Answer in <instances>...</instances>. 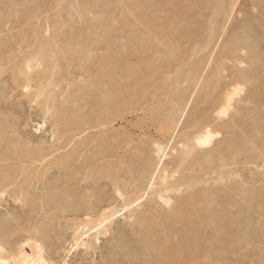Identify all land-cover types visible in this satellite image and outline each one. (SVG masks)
I'll return each mask as SVG.
<instances>
[{"label": "rangeland", "instance_id": "1", "mask_svg": "<svg viewBox=\"0 0 264 264\" xmlns=\"http://www.w3.org/2000/svg\"><path fill=\"white\" fill-rule=\"evenodd\" d=\"M87 1H90V2H87ZM99 1H100V3H99ZM114 1L113 0H84V1L83 0L82 1L81 0L80 1L79 0H39V2H38V0H0V135H1L0 136V138H1L0 139V158H1L0 159V170L2 171V172L0 171L1 172L0 182H1V180L3 181V180H6L7 178H8L9 184L11 181L10 186L8 185L7 187H5L6 188L4 191L5 193L4 192H3V194L0 193V200H1L0 201V233H1L0 235L1 236L3 235L4 238H5V236L8 237V238L4 239L3 237L0 236V238L4 239V244H2V247L4 245V247H3L4 250L6 247V250L4 252H6L7 249L10 250L11 248H14L13 244H15V243H16L15 247L19 248L22 245V243L25 241L26 238L33 235L36 238L39 237L38 239L44 245V248H45L44 250H47V251H44V254L45 253L47 254V255L45 254L46 255L45 258L46 259L48 258L47 260H50L49 262L52 264H61V263L62 264H80V262H81V264H194V263L195 264H218V263H221V264H264V232H263L264 231V224L261 225V223H264V148H263V152H262L261 147H264V146L262 143L260 144L261 141L264 143V132H263L264 131V129H263L264 128V120H263L264 119V112H263L264 111V107H263L264 106L263 105L264 104V96H263L264 95V75H261V73H255V76L253 77V78L256 77L255 80L252 79L253 82H251L252 80L250 81L252 83V87H251V85H249V87H248L247 84L249 82L246 84L247 86L245 84H242L243 82L241 83L240 81L238 83L232 82V79L235 80V78H236L235 77L236 75L234 76L233 72L236 73L237 70L240 71L239 69L245 70V69H248V67H249L248 63L246 64V62H244V61H242V59H240V58H242L243 52L245 50L239 51L236 54L237 55L236 57L235 56L234 57L233 56H224L226 54L223 51L224 50L223 47L226 45V43H228L225 41H228L229 38H231V36L235 32V30L236 31L240 30V31L250 32L252 34V37H254L255 39L257 37L259 39V40L257 39L258 42L260 40L263 41V42L262 41L259 42V46L257 47V50H258V48H259V51L264 49V38H262V36H260L262 33L264 35V32H263L264 31V0H233V1L232 0H224L225 2L223 0H221V2H220L221 5L219 4L220 0H206V1L205 0H202V1L201 0H185V1H182V0H174V1L173 0L172 1L165 0V2L168 1L166 3L164 2V0H158V1L157 0H152V1L146 0L149 3H147L145 0H122V1L121 0H117V1L114 0ZM81 2H83V5ZM91 2H93V3H91ZM189 2L191 4H188ZM36 3H38V4H36ZM80 3L82 5V7H81ZM101 3L104 6L100 5ZM167 3H168L169 7L167 6ZM170 3L173 4L172 8H170L171 7ZM200 3H202L203 5ZM222 3H224V4L222 5ZM105 4H108V5H105ZM213 4H214V6H213ZM86 5H88V6H86ZM138 5L141 7L139 8ZM84 6H85V8H84ZM101 6L104 8L105 7H107V8L102 9ZM218 6L219 7L225 6L227 8L224 15H221V16L219 15L220 18L216 17L213 14L219 8ZM77 7H79V8H77ZM95 7H97V8H95ZM136 7H138V9ZM213 7H215V8L213 9ZM119 8L121 10H119ZM124 8H125V10H124ZM151 8H153V9H151ZM91 9H93L92 10L93 12L91 11ZM96 9H98V10H96ZM149 9L152 11H150ZM206 9H207V11L205 12ZM80 10H82V11H80ZM87 10H88V12H87ZM106 10H107L108 14L105 13ZM161 10H162V14L160 13ZM193 10H195V11H193ZM100 11L102 13H105V15L106 14L107 15L105 16L104 14H101ZM134 11H137V12L139 11L142 13L139 14V12L137 13ZM94 12H96V13H94ZM132 12L134 14H132ZM110 13H112L113 16ZM122 13H123V15H122ZM196 13H198V14H196ZM114 14H116V15H114ZM199 14H200V16H199ZM202 14H203V16H202ZM85 15H87V16H85ZM135 15H136V18H135ZM141 15H143V16H141ZM155 15H158L157 18H163V20L162 21H160L161 19L155 20L156 19ZM111 16L113 17L112 19L110 18ZM138 16H141V17H139L140 18L139 21L137 20ZM145 16H146V18H145ZM167 16H169V18ZM107 17H108V19H107ZM115 17L117 18V20ZM122 17H124V19ZM154 17H155L154 21H156V22L153 23ZM203 17L206 19H204ZM95 18L96 19L99 18L98 19V21L100 20L99 23H97L95 21L96 20ZM125 18H127V20H129V21H127ZM144 18H145V20H144ZM216 18L219 19L218 22H217L218 19L215 21ZM121 19H123V21H121ZM211 19H213L215 21V24L217 23L216 24L217 26L214 24V21L212 23ZM163 21H166V22L163 23ZM207 21H211L209 23L210 24L212 23V26H210ZM55 22H58V23H55ZM129 22L130 23L132 22L133 24L129 25L130 24ZM177 22H179V23H177ZM201 22H203L202 25L200 24ZM120 23H121V25H120ZM147 23H149V24L151 23V24L149 25ZM152 23L153 24L157 23L156 26L157 25L158 26L155 27V25H153ZM218 23H219V25H218ZM241 23L244 25H240ZM58 24H60L61 26ZM117 24L120 26L121 29L119 28V26ZM139 24L141 27L139 26ZM167 24L169 26H166ZM213 24H214V27H213ZM112 25L118 27V29H117V27H115L117 29V31H114L115 28H112L113 27ZM134 25H136V26H134ZM160 25L161 26L163 25L162 26L163 28L159 27ZM256 25H258L259 27ZM90 26H92V27H90ZM131 26H132V28H131ZM209 26L212 27L213 30H215V36L213 34L214 33V31H213L212 32L213 35H210L209 38H206V35H205L206 33H204L205 32L204 28L207 29V27H209ZM219 26H220V28H219ZM237 26H238V28H237ZM248 26H249V28H250V26L252 28L254 27L253 28L254 30L251 29L252 31H250V29L247 28ZM128 27H130V28H128ZM167 27H169L171 29V31H169L171 33H167L168 32ZM216 27L219 28L220 30L217 29ZM232 27L235 29H233ZM262 27H263V30H262ZM140 28L142 29V31H139ZM146 28L148 29L149 32L147 31ZM255 28H257V30H259V28H260L261 29L260 32H258ZM94 29H95V31H94ZM216 29L218 30V32ZM246 29H249V30H246ZM135 30H137V31H135ZM161 30L163 33L161 32ZM92 31H94L96 33L94 34V32H92ZM131 31H132V33H131ZM138 31L141 32V35H143V32L145 33L143 35V37L140 35V33ZM150 31H151V33H150ZM157 31L159 33L160 32L161 33L159 34V33H157ZM81 32H83V33H81ZM104 32H106V34ZM107 32H108L109 36H108ZM115 32H116V34H115ZM184 32H186V33H184ZM92 33H93V35H92ZM127 33H129V35H127ZM154 33H156V35ZM172 33H174V34H172ZM177 33H179V34H177ZM100 34H101V36H100ZM112 34H114V35L111 38ZM123 34H125V36H123ZM251 34H250V36H251ZM254 34H257V35L253 36ZM258 34H259V36H258ZM104 35L107 37H105ZM116 35H118V36H116ZM149 35H152V36H149ZM171 35H172V37H171ZM229 35H231V36H229ZM179 36H180V38L182 36V38H181L182 40L178 38ZM248 36L249 35H247L246 37L249 38L250 36L249 37ZM97 37H99V38L97 39ZM100 37H101L102 42L98 41V40H100ZM116 37L118 40L116 39ZM187 37L189 38L188 39L189 42H187ZM74 38H76V39H74ZM87 38L88 39L90 38L89 40H90V43L92 45L89 44V42H87V41H89V40H87ZM102 38H104V39H102ZM106 38H108V39H106ZM183 38H185L186 40ZM190 38H192V39H190ZM227 38H228V40H227ZM128 39L130 40V43L128 42L129 41ZM38 40H40V41H38ZM148 40L150 41V43L148 42ZM72 41L74 43H72ZM116 41H117V43H116ZM204 41H205V43L202 44ZM68 42H71V43L68 44ZM106 42L109 44H106ZM172 42L174 43V45ZM183 42H185L186 44ZM142 43H144L143 46H142ZM145 43L147 44V46ZM179 43L180 44L183 43V44H181L182 46L184 45L183 47L181 46L183 48L182 51L186 50L188 53V51L193 50V52H191L192 54L195 53L196 51L198 53L196 52L195 54L191 55V58H189L185 63L182 64L181 71L177 72L176 71L177 69H175L176 68L175 67L176 62H175L174 57L171 58V56L169 55V52L167 53L166 51H168V49L169 50H174V49L177 50L176 47H174V46H177L179 48L180 47ZM37 44H38V46H37ZM80 44H82V45H80ZM168 44L169 45L172 44V45L169 47ZM51 45L54 46V49ZM107 45H110V46H107ZM115 45L118 48H116ZM136 45L138 47H135ZM79 46H82V47H79ZM111 46H112V48H110ZM144 46H146V47H144ZM201 46H204V47L201 48ZM57 47H58V49H57ZM74 47L76 48V50H77V48L79 50H77V52H76ZM81 48L83 50H81ZM106 48L110 49L109 52L114 50L112 52L113 53L112 58L116 59V61L114 59L112 61L115 63V65H118L120 63L118 66L122 68L121 74L124 75V73H125V75H124L125 78H124V76H122L121 79L119 78L120 80H118V79L115 80L117 82H114L109 77L111 79V81L108 80L110 85L108 84V81H106L108 78L105 80L106 82L104 80H101V79H100L101 82H99V78L96 79V76H95V75H98V73L102 72V70L104 68V67L102 68V66L104 64V62L102 60L104 59L105 53L107 54V51L109 50V49L107 50ZM162 48H164V49H162ZM166 48H167V50H165ZM222 48H223V50H222ZM156 49H157V51H156ZM200 49L202 50V53L200 52L201 51ZM203 49H205V50H203ZM34 50H35V52H32ZM36 50L37 51L40 50V51L37 52ZM142 50H144V51H142ZM119 51H121V53H119V55H118ZM124 51L126 54H124ZM130 51H131V53H129ZM52 53H53V55H52ZM55 53L56 54L58 53V54L55 55ZM132 53H134V54L131 55ZM223 53H224V55H223L224 57L222 56ZM262 53H264V50L262 51ZM137 54L140 56H137ZM28 55H30L29 56L30 58L27 57ZM41 55L42 56L45 55V56L41 58ZM39 56H40V58H39ZM197 56H198V58H197ZM31 57H33V58H31ZM122 57H123V59H122ZM145 59H146V62H145ZM220 59H221V61H223V63L220 61ZM54 60L57 62L55 63ZM100 61H102L103 63H101ZM138 61H139V64L141 66L138 64ZM140 61L142 62V64ZM197 61H198V63L199 62L200 63L197 64L196 63ZM25 62H27V63H25ZM220 62L223 64V69L219 73L220 79L217 78L216 80L219 81L218 83L222 82L221 84H226V87H224V85H223L222 89L224 90L226 88L225 90H227V89L229 90L233 87H235V88L245 87L246 88V90H245V88H243V91L241 92V94L239 96L234 97L235 100H233L234 104H236V106L240 110V115H238V116H234L232 111H228L227 112L228 115L227 114L224 116L223 115L222 116L217 115L216 110H218V108H220V106H222V104H223V101L221 99L223 96V91L221 92V88H218V87L216 88L215 85H212L213 84V81H212L213 75L212 76H210V75L213 74L215 63L220 64ZM263 63H264V61H263ZM28 64L31 65V67L28 68V66H29ZM122 64H123V66H122ZM133 64H134V67H133ZM24 65H26V66L24 67ZM129 65H131V66H129ZM147 67H150V68H147ZM96 68H98V69L96 70ZM128 68H130V69H128ZM194 68L197 69L196 75H195L196 78L194 79L195 82H190L188 80L189 78L187 76V73H188L187 71L193 70ZM17 69H19V70H17ZM115 69H116V67H115ZM136 70H137V72H134ZM116 71H117V69H116ZM130 71H132V72H130ZM173 71H176L177 74H174ZM42 72H45V74H47V75H45ZM95 72H97V73H95ZM118 72H120V70ZM127 72H128V74H127ZM133 72L135 75L133 74ZM165 72H167V73H165ZM170 73H172V74H170ZM262 74H263V72H262ZM126 75H128V76H126ZM232 76H233V78H231ZM94 78H95V80H94ZM209 78H212L211 79L212 82L210 81ZM172 79H173V82H171ZM196 80H197V82H196ZM51 81H53V83ZM206 81H207V83H206ZM47 82H49V83H47ZM90 82H91V84H90ZM174 82H175V84H174ZM203 82H205V83H203ZM114 83H115V85H114ZM210 83H212V84L210 85ZM233 84H234V86H233ZM70 85L72 86V88ZM194 85H197V86H194ZM256 85H259V87L257 88ZM45 86H46V88H45ZM203 86H204V88H203ZM205 86H207L208 91L206 90ZM212 86L215 87L214 88L215 90H213ZM40 87L45 88L44 89L45 91H42L43 88H42V90H40L39 89ZM253 87H255L254 90H253ZM111 88H112V90H111ZM73 89H74V91H73ZM91 89H94V90L91 91ZM195 89H196V91H195ZM210 90H211V93L209 92ZM38 91H40V93ZM54 91H56V92H54ZM70 91H72L71 93H73V94H71ZM75 91H77L80 94H78ZM104 91H106V92L108 91L105 94L107 97H104L105 95L102 94V93H104ZM117 91H119L118 92L119 94L121 93L120 94L121 96L118 95ZM174 91H177V92L178 91H185L186 94L181 98V100L176 102V99H174L176 97V95H173ZM193 91L194 92L198 91V92L196 94ZM206 91H207L208 95H211L210 96L211 99H208L206 97V96H208ZM41 92L45 93V95H41L42 94ZM131 92L133 94H131ZM113 93H115V95L117 94L116 95L117 98ZM191 93H193V94H191ZM36 94H37V96H36ZM95 94H96V96H95ZM129 94H130V96H129ZM75 95L77 98L75 97ZM77 95H79V96H77ZM84 95H86V96L84 97ZM111 95L114 97L110 98ZM66 96H69L70 99ZM98 96L100 97V99ZM202 96L203 97L205 96L206 98L204 99ZM257 96H258V99H257ZM89 97H90V99H89ZM91 97L92 98L94 97L93 98L94 100ZM102 97L104 99L107 98L106 99L107 101L106 100L103 101V104L105 103L106 105H102V101H100L102 99ZM131 97H133V98H131ZM259 97H261V98H259ZM196 98H198V99H196ZM218 98H220L221 100ZM245 98H247V100ZM97 100H98L99 104L97 103ZM108 100H112V101H108ZM203 100H204V103H203ZM237 100H239V101L237 102ZM48 101H50L49 105H48ZM218 101H220V102L218 103ZM45 102L47 105L45 104ZM95 102H96V104L94 106L93 104ZM121 102H122V104H121ZM175 102L178 103V105ZM209 103H211V104H209ZM217 103L219 105H216ZM113 104H116V106L115 105H114L115 107L112 106ZM67 105H69V106H67ZM118 105H120L119 106L120 108L117 107ZM87 106L88 107L90 106V107L88 108ZM85 107H86V109H85ZM102 107H105V108H102ZM106 107H108V108H106ZM174 107H175V112L173 113L172 110L174 109ZM214 107L216 109H214ZM82 108H84V110ZM116 108H118L119 110ZM169 108H170V110H169ZM243 108H244V110H243ZM74 109H75V111H74ZM102 109L103 110L109 109V110L108 111L105 110V113H106L105 114L104 111H102ZM91 110H93V111H91ZM184 110H185V112H184ZM213 110H215V111H213ZM81 111H82V113H81ZM255 111L257 114L255 113ZM49 112H50V114H49ZM62 112L63 113L67 112V113L63 114ZM169 112H170L171 118H169L170 117ZM211 112L213 113V115ZM248 112H249V114H248ZM68 113H69V115H68ZM71 114H74V115H71ZM107 114H109L110 116H107ZM55 115H57L56 118H55ZM79 115L80 116L82 115V116L80 117ZM164 115H166V116L164 117ZM182 115H183V118H182ZM192 115L193 116L195 115L194 119L196 122L194 121ZM258 115H259V117H257ZM87 116L89 119H87ZM92 116H94V117L92 118ZM209 116H211L212 118ZM96 117H98L97 121L95 120ZM99 117H101V118H99ZM216 117H218V118H216ZM219 117H223V120H225V121L222 120V123H221L222 118H219ZM180 118L182 120L180 121L176 131L174 132L175 126L178 123ZM233 118H235V121H233L234 120ZM91 119H93V121ZM104 119H106L105 120L106 123H105ZM192 119H193V121H192ZM231 119H232V121H231ZM85 120L88 122L86 123ZM102 120H103V122L101 123L100 121H102ZM165 120L168 121V123ZM169 120H170V122H169ZM244 120L246 123H249V124L247 125L244 122ZM211 121H213V122H211ZM55 122H56V124H55ZM60 122H62V123H60ZM98 122H100L102 125L99 124ZM207 122L208 123L210 122L209 124H211V127H213L212 129L215 132V137H217L216 140L218 142V145H216L217 144L216 140H213L215 142V145H213V143H214L213 142L212 145H210V147H213L211 149H213L215 151L218 150V148H219V150H222L223 155L221 153H220L221 155L214 153L213 155H215V156H213L209 161L208 160H206V161L200 160V162L202 161L200 164L202 165V168L210 169L209 163H211V166H213L214 164L216 165V162H217V164H219V165H216V166L214 165V167H217V169H218V166H220L219 169H221L223 171L222 172H221V170L219 172L217 171V177H216V174H214V178L215 177L216 178L214 179L211 177L212 179L210 181H207V183L201 182L199 184V182H198V183H196V185L191 184V185H188L185 187L184 185H187V183L183 182L181 179L184 176V174H186L188 171L187 170L185 171L183 168H180V169L177 168L178 170L177 171L175 170L176 166L178 165L177 164V158L179 156L178 154H180V153H178V151H179L178 149L184 147L183 142L186 141V139L189 140L190 138H192L194 136V134L197 131L204 130L207 127V125H209ZM215 122L217 123L216 125H215ZM241 122L242 123L244 122L246 124V126H245V124L244 125L242 124L243 126H241L242 129H240V130L244 131L242 133H240L241 131L238 130L239 127L236 128L237 126H240ZM51 123H53L54 125ZM93 123H95V124H93ZM103 123H105V125ZM188 123L189 124L194 123V125L197 124V127L196 126L194 127L193 124L192 125L190 124L191 126L187 127V125L189 126ZM67 124L69 127L67 126ZM72 124H73V126H72ZM51 125H52V127L53 126L54 127L52 128ZM214 125L215 126L223 125V128H222V126L221 127L217 126L219 128V130L217 131V130H215L216 127ZM61 126L62 127L66 126V127H64L65 129H63ZM198 126H199V128H198ZM73 127H75V128L73 129ZM78 127H79V129H78ZM208 127L210 128V126H208ZM229 127H230V129H229ZM37 128H38V130H40V131H38V133H37ZM55 128H58V130H56ZM70 128H72V129H70ZM227 128H228V131H227ZM248 129H250V131ZM51 130H54V131H51ZM65 130H66V133H64ZM177 131H179V132H177ZM233 131L236 133L232 134ZM5 132H7V133H5ZM52 132L54 134H52ZM248 132H250V134ZM229 133L231 134V136ZM3 134H5V135H3ZM227 134H228V136H226ZM236 134H238L236 136L237 139H236V137L235 138L233 137ZM259 134H261V137ZM52 135H53V137H52ZM54 135H56V136H54ZM240 135L243 137H241ZM57 137H59L58 140H57ZM215 137H214V139H215ZM245 137L246 138L248 137V138L246 139ZM223 138H227V140L229 139L230 140L229 142H231V145L228 146L227 148H226V145L228 144V142L223 143L224 141H227L226 139L224 140ZM232 140H233V142H232ZM257 140L260 142H258ZM190 141H192V140H189V143H190ZM234 141H236V142H234ZM237 141H238V143H237ZM239 141L242 143H240ZM186 142L188 143V141H186ZM156 143H160L162 145L167 144V146H168L167 152H168V149L170 152L167 154L168 156H166L164 163H166V162H167L166 164L172 163V165H169V164L168 165L164 164V165L167 166L166 167V168H168L167 173L170 172L169 175L171 176V179H169V182H167L166 184H163V185L159 184L158 181L156 180L154 186L150 189L147 188V190H146L147 183H148L149 178L153 172L152 166L155 164V162L158 159V154L153 152V151H155L154 149L156 147V145H155ZM250 143H251V145H250ZM257 143L260 144L261 146L258 145ZM223 144H224V146H223ZM234 144H236V145L238 144L239 147L235 146ZM241 144H243L246 148L242 147L243 145H241ZM246 145L251 147V148L247 147ZM220 146L221 147L223 146L225 148L222 149V148H220ZM241 147L244 149H241ZM48 148H49V151H48ZM233 148H236V149H233ZM247 148H248V150L246 151ZM12 149L13 150L15 149V150L13 151ZM29 149H30V151H29ZM56 149H58V150H56ZM224 149H227L226 150L227 152L223 151ZM240 149H241V151H240ZM136 150H138V151H136ZM180 150H182V149H180ZM234 150H235V152H234ZM237 150H238V152H237ZM20 151H21V153L22 152L23 153L21 154ZM53 151H55V152H53ZM132 151L134 153H132ZM230 151H231V154H229ZM239 151H240V153H239ZM138 152H140L141 155H139ZM245 152H246V154H245ZM14 153L16 155H14ZM18 153H20V155ZM32 153L34 155L36 154V156L34 158L32 157V156H34ZM234 153H239V155L237 154L238 157ZM39 154L41 155V157ZM62 154H64V155H62ZM73 155L75 157H73ZM174 155H176V157L173 158ZM240 155L241 156L243 155V156L241 157ZM221 156L222 157L224 156V158H222ZM5 157H7L8 159ZM64 157H65V159H64ZM124 157L126 159L125 161H127V162L124 161ZM214 157H216V158H214ZM227 157H228V159H227ZM230 157H232V158H230ZM141 158H143V159H141ZM229 158H230V160L233 159V160H231V162H234V163H232V165H231V163L228 165L227 161L229 160ZM33 159L34 160L36 159L35 162ZM56 159H57V161H56ZM214 159L215 160L217 159V160L215 161ZM38 160H40V161H38ZM65 160H67V161L69 160V162L67 163V161H65ZM171 160H173L174 162H172ZM16 161H17V163H19V166L16 163ZM143 161L146 164H147V162H149V161L150 162H149V164L146 165L145 163H142ZM54 162H55V164H54ZM77 162H80L82 164H80V163L77 164ZM129 162L130 163L133 162V163L130 164ZM203 162H204V164H203ZM225 162L227 163L228 166L226 165ZM86 163H87V165H86ZM141 163L143 164L142 165L143 168L141 167ZM173 163L174 164L176 163L175 166H173ZM128 164H130V166L132 168L133 167L134 168L130 169L131 167ZM205 164H207L209 167L206 166ZM90 165H91V168H90ZM115 165L117 167L122 165L116 169L117 173L114 170V168H116ZM223 165L225 166V168H223L224 167ZM10 166H11V168H10ZM147 166H149V167H147ZM20 167H24V168H20ZM57 167L59 170L56 169ZM75 168H77V170ZM198 168L199 167H195V166L193 167L192 166V168L191 167L188 168V169H191L190 170L191 173H189V172L188 173L193 174V170H195V171L197 170L196 173L194 172V174L197 175V174H199L198 170L200 169V168L199 169ZM10 169H11V173H10ZM45 169H47L46 170L47 172L45 171ZM73 169H74V171H73ZM109 169H111V170H109ZM119 169L120 170L122 169L121 172ZM134 169H136V170H134ZM171 169H173V170L171 171ZM181 169L184 172L181 171ZM204 169H200V173ZM130 170H131V172L129 173ZM174 170L178 173L176 174V172ZM51 171H53V172H51ZM87 171H89V172H87ZM140 171H142V173ZM102 172L104 173V175ZM38 173H40V175ZM48 173L50 174V178H49ZM182 173H183V175H182ZM220 173H222V174H220ZM223 173H224V175H223ZM134 174H136V175H134ZM140 174H142V175L140 176ZM172 174H174V175H172ZM58 175H60V176H58ZM91 175H92V177H90ZM64 176H65V179L63 178ZM87 176H89V177H87ZM82 178H84V179H82ZM99 178H101V179H99ZM218 178H223L222 179L223 181L220 180L217 182ZM58 179H60V180H58ZM224 179H225V181H224ZM78 180H79V182H77ZM88 180L90 181L91 185H89ZM213 181L217 182L216 185L214 183L215 187L213 185ZM102 182H105V183H102ZM237 182H239V183H237ZM183 183H185V184H183ZM12 184L14 185L13 188H12ZM61 184L62 185L64 184V185L61 187ZM95 184H98V185L95 186ZM181 184L184 187H182ZM234 184H235V186L233 187ZM15 185H16V187H15ZM85 185H87V186L89 185V186L87 187ZM229 185H232V186H229ZM236 185L238 188L236 187ZM139 186H141V187H139ZM189 186H191V187H189ZM218 186L220 189L213 191L216 189V187L218 188ZM224 186H227V189L231 188L233 190L222 189V187L224 188ZM93 187H95V188H93ZM172 187H173V189L179 188L180 191H178V190L174 191L172 189ZM180 187H182V188H180ZM198 187H200V188H198ZM69 188L70 189L73 188L74 190L72 189V192L73 191L74 192L72 193ZM86 188H88V189H86ZM166 188H168V190L170 192L165 190ZM189 188H191V189H189ZM241 188H242V191L239 190ZM249 189L251 191L250 193H249ZM89 190H91V192ZM104 190L106 193L104 192ZM203 190H205V191H203ZM8 191L10 192L9 194H7ZM56 191H57V193H56ZM77 191H78V193H77ZM93 191H96V192H93ZM129 191H131V192H129ZM198 191L199 192L202 191V192L198 193ZM68 192L70 193V195ZM117 192L121 193V194H118ZM122 192H124L123 196H121ZM155 192H156V195H155ZM190 192H191V195L192 194L193 195L198 194V195H200L201 198H202V196L203 197L205 196L203 193L207 192L206 195H208V197L207 196L206 197L208 199L205 201L206 198L205 197H204V199L202 198L204 201L202 203L204 205L200 204V202L198 201V199L200 197L198 195L197 196L194 195V197H192L191 195H189ZM233 192L235 194L237 193L238 196H236L237 194L234 195ZM88 193L90 194V196ZM159 193H160V196H158ZM182 194L183 195L185 194V196H183ZM251 194H252V196H251ZM16 195L18 198L16 197ZM179 195L183 198H180ZM239 195H241V196H239ZM70 196H73V197H70ZM81 196L83 199L81 198ZM91 196H93V198L94 197L95 198L93 199ZM161 196L163 198H164V196H166V198H164V201H163V198ZM168 196H169V198H167ZM244 196L245 197L247 196L248 199H247V197L244 198ZM56 197H57V199H56ZM123 197L128 202L136 199L137 197H140V200L138 201V204L134 203L133 204L134 206L131 205L130 211L124 212L125 215L123 214L117 218H114L109 223H107L106 227L103 228L102 231L97 234L96 240H95V236H93V235L90 237V239L88 236H84V242L88 243V244L86 243L87 244L86 246L85 245L84 246L83 245H77V246L74 245L75 244V237L77 236L76 234L81 232V230L79 229L80 226H81V228L83 227L82 228L83 231L86 230V227H85L86 223L85 222H86V219L88 217L84 216V215L86 214V212H88L89 208L91 209V207H92V209H95V212H97L98 214H100L102 210L109 211V208L112 211H116V210L121 209L123 207V205L125 204ZM178 197L180 199H183L182 202L180 199L179 200L177 199ZM20 198H21V201H20ZM189 198H190V200H189ZM193 198L194 199L197 198V202ZM165 199L166 200L168 199L169 201L168 200L166 201ZM191 199L193 200V202L195 201L196 203L192 204ZM73 200H74V202H72ZM85 200H86V202H85ZM184 200L187 201V202H184L185 204H187L188 201H190V203H188V204H191V205L187 206L188 205L187 204L186 206H184L185 205L183 203ZM230 200L233 202H231ZM55 201H56V203H55ZM152 201H154L156 204L153 203ZM200 201H202V200H200ZM255 201H256V203H255ZM178 202H180V203H178ZM236 202H238L237 205H236ZM118 203L120 206L118 205ZM197 203H199L201 206ZM82 204H83V206H82ZM116 204L118 206H116ZM194 204H197L198 206L194 205ZM91 205H93V206H91ZM149 205L150 206L152 205L151 208ZM202 205H203V207H202ZM183 206H184V208H183ZM252 206H254V207H252ZM83 207H84V209H83ZM193 207L195 209L197 208L196 211ZM215 207L217 208L216 210H215ZM64 208H66V209H64ZM201 208H203L202 210H199V212H201V213L197 212V210L201 209ZM209 208H211V209H209ZM248 208L250 210H252V212ZM96 209L99 210L100 212L97 211ZM106 209H108V210H106ZM133 209H134V212H133ZM207 209H209V210H207ZM206 210H207V212H206ZM213 210H214V212H213ZM254 210H256V211H254ZM44 211L48 212V213H45ZM179 211L182 212V215L179 213ZM188 211H190V213ZM231 212L233 213V215ZM128 213L130 215H132V217L130 216L131 218L128 217ZM183 213H186V214H183ZM241 213L244 216H242ZM198 214H200V217ZM73 215H74V217H73ZM86 215L89 216V214H86ZM138 215H139V217H138ZM149 215H150V217H149ZM184 215H186V216L188 215L187 218L186 217L183 218ZM235 215H236V218H235ZM143 216H145V217L147 216L145 218L146 221H147V219L148 220L150 219L151 221L158 223L156 225L157 227L151 221L146 222L143 218H141V220H140V217H143ZM92 217L96 218L95 215L91 216V218ZM163 217H164V219H163ZM211 217H212V219H211ZM237 217H238V220H237ZM6 218L9 221L5 220ZM166 218H167V220H166ZM173 218H174V221H173ZM192 218L195 220V222ZM198 218H199V220H198ZM3 219L6 223L3 221ZM142 219H143V222H141ZM182 219H183V221H182ZM222 219H224L225 222H224V220L222 221ZM80 220H82V221H80ZM163 220H165V221H163ZM234 220L238 221V222H233ZM262 220H263V222H261ZM144 221H145V223H144ZM175 221H177V222H175ZM226 221H227V223H226ZM171 222H172V224H171ZM222 222H224L227 226L224 225V223H222ZM257 222H258V224H257ZM78 223H79V225H78ZM80 223H82V224L80 225ZM147 223L149 224V226ZM165 223H166V225H165ZM191 223L194 226V228L191 225ZM197 223H198V225H197ZM205 223H207V224H205ZM84 224H85V226H83ZM230 224H232L233 226ZM36 225H39V226H36ZM257 225H259V226L257 227ZM260 225H261V227H260ZM42 226L44 227L43 230L45 229L44 233H43V230H41L42 228H40ZM185 226H187V228ZM191 227H192V230H194L193 233H192ZM199 227H201V228H199ZM218 227H221V228H218ZM225 227H227V228H225ZM74 228L76 230L79 229V231L78 230L76 231ZM165 228H166V230H165ZM175 228H176V230H175ZM196 228H198V229H196ZM248 228H250L249 232H248V230H246ZM256 228H258V229H256ZM12 229H14V230H12ZM29 229H30V231H29ZM105 229H107L108 231ZM188 229H190V230H188ZM214 229H215V231H214ZM231 229L234 231H231ZM154 230H156L157 232ZM3 231L5 233H7V235L5 233H3ZM46 231L48 233H46ZM162 231H163V233H162ZM167 231H169V232L171 231V232L169 233ZM199 231L202 233L200 234ZM236 231H239V232H237V234H236ZM243 231H247V232H243ZM251 231L253 233H250ZM29 232H31L32 235H31V233L29 234ZM158 232H159V234H158ZM165 232H167V233H165ZM45 233H46V236L43 235ZM107 233H109V234H107ZM186 233H187V235H184ZM218 233H219V235H218ZM246 233H248V234H246ZM28 234H29V236H28ZM49 234H50L51 238H49V240H47L48 237H50ZM72 234H74V235H72ZM212 234H214V235H212ZM239 234H240V236H239ZM168 235H169V237L171 235V237L169 238ZM172 235H174V236H172ZM237 235H238V238H236ZM165 236L168 238H166ZM188 237H190V238H188ZM231 237H233V238H231ZM14 239H16V240L14 241ZM20 239H24V241H22ZM247 239L248 240L251 239V241L249 240L250 241L249 242V241H247ZM17 240H18V242H17ZM236 240H240V241H236ZM252 240H253V242H252ZM5 241H8V242L5 243ZM69 241H71V242H69ZM165 241H167V242H165ZM193 241L195 243H193ZM196 241L198 244L196 243ZM209 241H211V243H209ZM53 242L56 243V245H54ZM170 242H171V244H170ZM89 244L91 246H89ZM166 244H168V245H166ZM176 244H177V246H176ZM11 245H13V246H11ZM181 245H182V247L185 246L184 247V250L186 248L185 251H183V248L181 247ZM228 245L232 246V247H229ZM45 246H47V247H45ZM54 246H58V247H54ZM166 246H168V247H166ZM188 246H189V248H188ZM233 246H234V248H233ZM16 248H14V249L16 250ZM178 248L181 250H179ZM225 248H226V250H225ZM86 249H87V251H85ZM160 249L162 250V252ZM165 249H167V251ZM177 250H179V251H177ZM188 250H190V251H188ZM192 251H194V252H192ZM195 251H196V253H195ZM199 252H201V253H199ZM51 253H52V255H51ZM64 253H65V255H64ZM103 253H105V254H103ZM184 253H186V255H184ZM216 253L219 255H217ZM196 254H198V255H196ZM214 254H216V255H214ZM220 254H223V255H220ZM187 255H189V256H187ZM194 255H196V256H194ZM216 257H218V258H216ZM188 259H190V260H188ZM212 259H214V260L212 261ZM215 259H216V261H215ZM102 260H104V261H102ZM220 260H223V261H220ZM64 261H65V263H64Z\"/></svg>", "mask_w": 264, "mask_h": 264}, {"label": "bare ground", "instance_id": "2", "mask_svg": "<svg viewBox=\"0 0 264 264\" xmlns=\"http://www.w3.org/2000/svg\"><path fill=\"white\" fill-rule=\"evenodd\" d=\"M80 1V0H79ZM82 1V0H81ZM84 1V0H83ZM114 1V0H113ZM117 1V0H116ZM122 1V0H121ZM146 1V0H145ZM152 1V0H151ZM158 1V0H157ZM170 1H172V0H170ZM174 1V0H173ZM182 1H185V0H182ZM202 1V0H201ZM206 1V0H205ZM224 1V0H223ZM233 1V0H232ZM38 2H39V0H38ZM87 2H90V1H87ZM94 2V1H93ZM93 2H91V3H93ZM98 2V1H97ZM96 2V3H97ZM105 2V1H104ZM111 2V1H110ZM115 2V1H114ZM136 2V1H135ZM147 2V1H146ZM164 2H165V0H164ZM166 2H168V1H166ZM165 2V3H166ZM181 2V1H180ZM221 0L219 1V4L221 5ZM225 2V1H224ZM82 3V5H83V2H81ZM81 3H80V5H81ZM86 3V2H85ZM95 3V2H94ZM99 3H100V1H99ZM147 3H149V2H147ZM196 3V2H195ZM212 3V2H211ZM36 4H38V3H36ZM41 4V3H40ZM88 4V3H87ZM98 4V3H97ZM109 4V3H108ZM108 4H105V5H108ZM119 4V3H118ZM151 4V3H150ZM155 4V3H154ZM161 4V3H160ZM163 4V3H162ZM176 4V3H175ZM188 4H191L190 2L188 3ZM197 4V3H196ZM200 4H202V3H200ZM199 4V5H200ZM224 3H222V5H223ZM42 5V4H41ZM82 5H81V7H82ZM92 5V4H91ZM96 5V4H95ZM100 5H102V3L100 4ZM172 5L173 4H171L170 3V8H172ZM180 5V4H179ZM184 5V4H183ZM203 5V4H202ZM205 5V4H204ZM208 5V4H207ZM219 5V6H220ZM86 6H88V5H86ZM102 6H104V5H102ZM101 6V7H102ZM125 6V5H124ZM129 6V5H128ZM131 6V5H130ZM136 6V5H135ZM139 6V5H138ZM150 6V5H149ZM158 6V5H157ZM167 6H168V3H167ZM176 6V5H175ZM189 6V5H188ZM194 6V5H193ZM192 6V7H193ZM209 6V5H208ZM213 6H214V4H213ZM218 6V7H219ZM100 7V6H99ZM141 6H139V8H140ZM144 7V6H143ZM154 7V6H153ZM163 7V6H162ZM169 7V6H168ZM174 7V6H173ZM216 7V6H215ZM215 7H213V9L215 8ZM77 8H79V7H77ZM84 8H85V6H84ZM95 8H97V7H95ZM94 8V9H95ZM105 8H107V7H105ZM104 7H102V9H105ZM111 8V7H110ZM129 8V7H128ZM134 8V7H133ZM137 9H138V7H136ZM164 8V7H163ZM162 8V9H163ZM177 8V7H176ZM31 9V8H30ZM101 9V10H102ZM147 9V8H146ZM151 9H153V8H151ZM166 9V8H165ZM194 9V8H193ZM217 9V8H216ZM226 7L225 6H223V7H219L217 10H216V12L215 13H213L216 17H219V15L221 16V15H224V13L226 12ZM29 10V9H28ZM27 10V11H28ZM78 10V9H77ZM85 10V9H84ZM89 10V9H88ZM88 10H87V12H88ZM93 9H91V11H92ZM96 10H98V9H96ZM119 10H121L120 8H119ZM123 10V9H122ZM124 10H125V8H124ZM127 10V9H126ZM134 10V9H133ZM150 10V9H149ZM164 10V9H163ZM170 10V9H169ZM172 10V9H171ZM209 10V9H208ZM80 11H82V10H80ZM90 11V10H89ZM95 11V10H94ZM103 11V10H102ZM130 11V10H129ZM144 11V10H143ZM150 11H152V10H150ZM149 11V12H150ZM176 11V10H175ZM178 11V10H177ZM193 11H195V10H193ZM207 11V9L205 10V12ZM214 11V10H213ZM84 12V11H83ZM93 12V11H92ZM91 12V13H92ZM99 12V11H98ZM101 12V11H100ZM104 12V11H103ZM112 12V11H111ZM116 12V11H115ZM121 12V11H120ZM123 12V11H122ZM131 12V11H130ZM134 12H137V11H134ZM139 12V11H138ZM137 12V13H138ZM172 12V11H171ZM174 12V11H173ZM80 13V12H79ZM90 13V14H91ZM94 13H96V12H94ZM93 13V14H94ZM105 13H107V10H106V12ZM105 13H102L101 12V14H104L105 15ZM117 13V12H116ZM125 13V12H124ZM140 13H142V12H139V14ZM146 13V12H145ZM144 13V14H145ZM152 13V12H151ZM161 14H162V10H161V12H160ZM176 13V12H175ZM81 14V13H80ZM84 14V13H83ZM87 14V13H86ZM99 14V13H98ZM108 14V13H107ZM106 14V15H107ZM110 14H112V13H110ZM121 14V13H120ZM132 14H134L133 12H132ZM167 14V13H166ZM165 14V15H166ZM196 14H198V13H196ZM78 15V14H77ZM97 15V14H96ZM105 15V16H106ZM114 15H116V14H114ZM122 15H123V13H122ZM121 15V16H122ZM126 15V14H125ZM131 15V14H130ZM138 15V14H137ZM149 15V14H148ZM147 15V16H148ZM173 15V14H172ZM82 16V15H81ZM85 16H87V15H85ZM98 16V15H97ZM112 16H113V14H112ZM110 17L111 19L113 18V17ZM129 16V15H128ZM141 16H143V15H141ZM141 16H138L137 17V20L139 21L140 20V18L139 17H141ZM156 16V19H155V17L153 18V23L154 22H156V21H154V19L155 20H159V19H161L160 21H162L163 20V18H157V16L158 15H155ZM199 16H200V14H199ZM202 16H203V14H202ZM83 17V16H82ZM89 17V16H88ZM101 17V16H100ZM117 17V16H116ZM115 17V18H116ZM134 17V16H133ZM153 17V16H152ZM161 17V16H160ZM166 17V16H165ZM168 18H169V16H167ZM224 17V16H223ZM85 18V17H84ZM92 18V17H91ZM109 18V19H110ZM120 18V17H119ZM123 19H124V17H122ZM129 18V17H128ZM131 18V17H130ZM135 18H136V15H135ZM145 18H146V16H145ZM145 18H144V20H145ZM149 18V17H148ZM197 18V17H196ZM204 18V17H203ZM210 18V17H209ZM220 18V17H219ZM96 19V18H95ZM99 19V18H98ZM98 19H96L95 21L97 22V23H99V21H98ZM101 19V18H100ZM107 19H108V17H107ZM123 19H121V21H123ZM126 20H127V18H125ZM204 19H206V18H204ZM218 18H216L215 19V21L217 20ZM105 20V19H104ZM114 20V19H113ZM116 20H117V18H116ZM152 20V19H151ZM166 20V19H165ZM200 20V19H199ZM210 20V19H209ZM212 20V23H213V19H211ZM88 21V20H87ZM103 21V20H102ZM120 21V20H119ZM127 21H129V20H127ZM142 21V20H141ZM203 21V20H202ZM215 21H214V24H215ZM219 21V19L217 20V22ZM229 21V20H228ZM159 22V21H158ZM157 22V23H158ZM166 21H163V23H165ZM180 22V21H179ZM179 22H177V23H179ZM208 22V24L210 25V26H212V23L210 24L209 22H211V21H207ZM223 22V21H222ZM251 22V21H250ZM55 23H58V22H55ZM60 23V22H59ZM95 23V22H94ZM101 23V22H100ZM122 23V22H121ZM121 23H120V25H121ZM130 23V22H129ZM141 23V22H140ZM152 23V24H153ZM156 23V24H157ZM194 23V22H193ZM196 23V22H195ZM202 23L203 22H201L200 24L202 25ZM220 23V22H219ZM219 23H218V25H219ZM258 23V22H257ZM93 24V23H92ZM116 24V23H115ZM131 24H133L132 22L129 24V25H131ZM147 24H149V23H147ZM151 24V23H150ZM149 24V25H150ZM156 24H153V25H155V27H157L156 26ZM160 24V23H159ZM162 24V23H161ZM170 24V23H169ZM175 24V23H174ZM182 24V23H181ZM205 24V23H204ZM203 24V25H204ZM214 24H213V27H214ZM217 24V23H216ZM215 24V25H216ZM58 25H60V24H58ZM100 25V24H99ZM114 25V24H113ZM112 25V26H113ZM118 25V24H117ZM123 25V24H122ZM240 25H244V24H240ZM61 26V25H60ZM88 26V25H87ZM98 26V25H97ZM102 26V25H101ZM119 26V25H118ZM134 26H136V25H134ZM138 26V25H137ZM139 26H140V24H139ZM138 26V27H139ZM145 26V25H144ZM163 26V25H162ZM161 25L159 26V27H162ZM166 26H169L168 24L166 25ZM182 26V25H181ZM206 26V25H205ZM207 27V29L206 28H204L205 30V32L204 33H206L205 35H206V38H209L210 37V35H213L214 34V36H215V30H213L212 29V27ZM217 26V25H216ZM236 26V25H235ZM256 26H258V25H256ZM57 27V26H56ZM90 27H92V26H90ZM109 27V26H108ZM107 27V28H108ZM115 27H117V26H113L112 28H115ZM122 27V26H121ZM141 27V26H140ZM153 27V26H152ZM154 27V28H155ZM259 27V26H258ZM119 28H120V26H119ZM128 28H130V27H128ZM131 28H132V26H131ZM143 28V27H142ZM145 28V27H144ZM153 28V29H154ZM163 28V27H162ZM169 27H167V30H168V32L167 33H171V32H169V31H171V29L169 28ZM217 28V27H216ZM219 28H220V26H219ZM219 28H217V29H219ZM233 28V27H232ZM237 28H238V26H237ZM247 28H249V26L247 27ZM254 28V27H253ZM251 26H250V31H252L251 29H253ZM87 29V28H86ZM90 29V28H89ZM117 29H118V27H117ZM117 29L115 28V30L114 31H117ZM121 29V28H120ZM123 29V28H122ZM125 29V28H124ZM137 29V28H136ZM141 29V28H140ZM139 29V31H142V29L140 30ZM147 29V28H146ZM216 29V30H217ZM233 29H235V28H233ZM249 29H246V30H249ZM256 30H257V28H255ZM82 30V29H81ZM93 30V29H92ZM110 30V29H109ZM112 30V29H111ZM128 30V29H127ZM131 30V29H130ZM173 30V29H172ZM220 30V29H219ZM254 30V29H253ZM260 28H259V30H257L258 32H260ZM262 30H263V27H262ZM94 31H95V29H94ZM94 31H92V32H94ZM98 31V30H97ZM108 31V30H107ZM120 31V30H119ZM126 31V30H125ZM135 31H137V30H135ZM138 31V32H139ZM147 31H148V29H147ZM194 31V30H193ZM196 31V30H195ZM214 31V33L212 34V32ZM238 31V32H237ZM235 30V32L232 34V36L231 35H229V36H231V38H229V40H228V38H227V40L228 41H225V42H228V43H226V45L223 47L224 48V50H223V48H222V50L224 51V53L226 54V55H224V53L222 54V56L224 55V56H237L236 54L239 52V51H243V50H245L244 52H243V55H242V58H240V59H242V61H244V62H246V64L248 63V65H249V67H248V69H245V70H241V69H239L240 71H236V73L235 72H233L234 73V76L237 78H235V80L234 79H232V82H234V83H238L239 81L242 83V84H247L248 82L250 83H248L247 85H248V87H249V85H251V87H252V83L251 82H253V80H255V78H253L254 76H255V73H261V75H264V63H263V59H264V53H262V51L264 50V49H262L261 47V51H259V48H258V50H257V47L259 46V42L260 41H262V40H260L259 42H258V38L256 37V39L254 38V37H252V34L250 33V32H245V31H240V30ZM240 31V32H239ZM256 31V32H257ZM88 32V31H87ZM149 32V31H148ZM155 32V31H154ZM161 32H162V30H161ZM160 32V33H161ZM173 32V31H172ZM175 32V31H174ZM217 32H218V30H217ZM216 32V33H217ZM264 32V31H263ZM81 33H83V32H81ZM90 33V32H89ZM96 32H94V34H95ZM102 33V32H101ZM105 34H106V32H104ZM131 33H132V31H131ZM140 33V35H141V32H139ZM150 33H151V31H150ZM157 33H159L158 31H157ZM159 33V34H160ZM163 33V32H162ZM166 33V32H165ZM184 33H186V32H184ZM107 34H108V32H107ZM115 34H116V32H115ZM135 34V33H134ZM137 34V33H136ZM145 33L143 32V35H144ZM155 35H156V33H154ZM172 34H174V33H172ZM177 34H179V33H177ZM188 34V33H187ZM197 34V33H196ZM231 34V33H230ZM250 34H251V36H250ZM92 35H93V33H92ZM113 35L114 34H112L111 35V38L113 37ZM127 35H129V33H127ZM143 35H141L142 37H143ZM247 35H249L248 37L250 38H247L246 36ZM255 35H257V34H254L253 36H255ZM100 36H101V34H100ZM105 36V35H104ZM108 36H109V34H108ZM116 36H118V35H116ZM120 36V35H119ZM123 36H125V34H123ZM138 36V35H137ZM140 36V37H141ZM149 36H152V35H149ZM161 36V35H160ZM159 36V37H160ZM166 36V35H165ZM178 36V35H177ZM213 36V37H214ZM228 36V37H229ZM258 36H259V34H258ZM260 36H262V38H264V35H263V33L260 35ZM78 37V36H77ZM82 37V36H81ZM89 37V36H88ZM105 37H107V36H105ZM129 37V36H128ZM167 37V36H166ZM165 37V38H166ZM171 37H172V35H171ZM170 37V38H171ZM175 37V36H174ZM189 37V36H188ZM187 37V42H189L188 41V38ZM55 38V37H54ZM95 38V37H94ZM99 37H97V39H98ZM115 38V37H114ZM113 38V39H114ZM131 38V37H130ZM146 38V37H145ZM152 38V37H151ZM155 38V37H154ZM179 39H181L182 38V36H181V38H180V36L178 37ZM186 38V37H185ZM185 38H183V39H185ZM193 38V37H192ZM192 38H190V39H192ZM212 38V37H211ZM260 38V37H259ZM60 39V38H59ZM74 39H76V38H74ZM79 39V38H78ZM90 39V38H89ZM88 38H87V40H89ZM102 39H104V38H102ZM106 39H108V38H106ZM116 39H117V37H116ZM194 39V38H193ZM258 39V40H257ZM261 39V38H260ZM84 40V39H83ZM115 40V39H114ZM113 40V41H114ZM118 40V39H117ZM127 40V39H126ZM129 40V39H128ZM145 40V39H144ZM151 40V39H150ZM182 40V39H181ZM186 40V39H185ZM208 40V39H207ZM38 41H40V40H38ZM47 41V40H46ZM45 41V42H46ZM66 41V40H65ZM71 41V40H70ZM98 41H101V37H100V40H98ZM106 41V40H105ZM112 41V42H113ZM132 41V40H131ZM141 41V40H140ZM180 41V40H179ZM210 41V40H209ZM44 42V43H45ZM48 42V41H47ZM46 42V43H47ZM64 42V41H63ZM81 42V41H80ZM87 42H89V44H91L90 43V40L89 41H87ZM92 42V41H91ZM95 42V41H94ZM102 42V41H101ZM104 42V41H103ZM108 42V41H107ZM106 42V44H109V43H107ZM115 42V41H114ZM127 42V41H126ZM129 43H130V40L128 41ZM134 42V41H133ZM132 42V43H133ZM148 42L150 43V41L148 40ZM157 42V41H156ZM168 42V41H167ZM263 42V41H262ZM49 43V42H48ZM69 43H71V42H68V44ZM72 43H74L73 41H72ZM96 43V42H95ZM111 43V42H110ZM116 43H117V41H116ZM147 43V42H146ZM145 43V44H146ZM173 43V42H172ZM178 43V42H177ZM183 43H185V42H183ZM183 43H181V44H183ZM205 43V41L202 43V44H204ZM210 43V42H209ZM64 44V43H63ZM62 44V45H63ZM83 44V43H82ZM82 44H80V45H82ZM98 44V43H97ZM105 44V43H104ZM105 44V45H106ZM137 44V43H136ZM143 44L144 43H142V46H143ZM166 44V43H165ZM180 44V43H179ZM178 44V45H179ZM180 44V47L178 48L177 46H174V47H176V49L177 50H169L168 49V51H166L167 53L169 52V55L171 56V58L172 57H174V59H175V62H176V64H175V69H177L176 71L177 72H180L181 71V69H182V64L183 63H185L189 58H191V55H193V54H195V53H191V52H193V50L192 51H188V53H187V51L186 50H184V51H182V47L184 46H182ZM186 44V43H185ZM60 45V44H59ZM74 45V44H73ZM92 45V44H91ZM129 45V44H128ZM132 45V44H131ZM139 45V44H138ZM169 45V44H168ZM172 45V44H171ZM171 45H169V47L171 46ZM173 45H174V43H173ZM176 45V44H175ZM207 45V44H206ZM37 46H38V44H37ZM52 46V45H51ZM78 46V45H77ZM101 46V45H100ZM104 46V45H103ZM107 46H110V45H107ZM106 46V47H107ZM116 46V45H115ZM133 46V45H132ZM146 46H147V44H146ZM146 46H144V47H146ZM182 46V47H181ZM261 46V45H260ZM53 47V49H54V46H52ZM68 47V46H67ZM72 47V46H71ZM79 47H82V46H79ZM135 47H138L137 45L135 46ZM140 47V46H139ZM167 47V46H166ZM204 46H201V48H203ZM222 47V46H221ZM38 48V47H37ZM56 48V47H55ZM75 48V47H74ZM110 48H112V46L110 47ZM116 48H118L117 46H116ZM142 48V47H141ZM148 48V47H147ZM52 49V50H53ZM57 49H58V47H57ZM56 49V50H57ZM72 49V48H71ZM107 49V48H106ZM109 49V48H108ZM107 49V50H108ZM131 49V48H130ZM129 49V50H130ZM150 49V48H149ZM162 49H164V48H162ZM173 49V48H172ZM75 50H76V48H75ZM77 50H79L78 48H77ZM77 50H76V52H77ZM81 50H83L82 48H81ZM113 50V49H112ZM116 50V49H115ZM120 50V49H119ZM122 50V49H121ZM161 50V49H160ZM165 50H167V48L165 49ZM201 50V49H200ZM199 50V51H200ZM203 50H205V49H203ZM37 51V50H36ZM38 51H40V50H38ZM37 51V52H38ZM110 51V49L107 51V54L105 53V56H104V59L102 60L103 62H104V64H103V66H102V68H103V70H102V72H100V73H98V75H95L96 76V79L97 78H99V82H101L100 81V79L101 80H106L107 78V80L106 81H111V79L114 81V82H117V81H115V80H120L121 79V77L122 76H124L125 75V73H124V75H122L121 74V70H122V68L121 67H119L118 65L120 64H118V65H115V63L112 61L114 58H112L113 57V51H111V52H109ZM142 51H144V50H142ZM150 51V50H149ZM156 51H157V49H156ZM32 52H35V50L34 51H32ZM31 52V53H32ZM42 52V51H41ZM148 52V51H147ZM201 53H202V50L200 51ZM44 53V52H43ZM50 53V52H49ZM119 53H121V51H119L118 52V55H119ZM128 53V52H127ZM129 53H131V51L129 52ZM198 53V52H197ZM39 54V53H38ZM58 54V53H57ZM56 53H55V55H57ZM124 54H126L125 53V51H124ZM134 53H132L131 55H133ZM148 54V53H147ZM164 54V53H163ZM52 55H53V53H52ZM67 55V54H66ZM123 55V54H122ZM167 55V54H166ZM30 55H28L27 57H29ZM45 56V55H44ZM44 56H42L41 55V58L42 57H44ZM115 56V55H114ZM125 56V55H124ZM129 56V55H128ZM137 56H140V55H138L137 54ZM147 56V55H146ZM223 56V57H224ZM240 56V55H239ZM238 56V57H239ZM119 57V56H118ZM169 57V56H168ZM30 58V57H29ZM28 58V59H29ZM31 58H33V57H31ZM39 58H40V56H39ZM57 58V57H56ZM126 58V57H125ZM197 58H198V56H197ZM53 59V58H52ZM61 59V58H60ZM122 59H123V57H122ZM168 59V58H167ZM115 61H116V59H114ZM170 60V59H169ZM28 61V60H27ZM102 61H100L101 63H103ZM119 61V60H118ZM121 61V60H120ZM143 61V60H142ZM220 61H221V59H220ZM225 61V60H224ZM230 61V60H229ZM54 62L56 63L57 61H55L54 60ZM122 62V61H121ZM125 62V61H124ZM141 62V61H140ZM145 62H146V59H145ZM202 62V61H201ZM222 63H223V61H221ZM220 62V64H217V63H215V67H214V70H213V74H211L210 76H212V78H209L210 79V81H211V79H212V81H213V84L212 83H210V85L212 84V85H215V87L217 88H221V92L223 91V96H222V101H223V104H222V106H220V108H218V110H216V112H217V115H220V116H224V115H226L227 114V112L228 111H232L233 112V114H234V116H238V115H240V110H239V108L236 106V104H234V102H233V100H235V98L234 97H236V96H239L240 94H241V92L243 91V88H245V87H241V88H235V87H233V88H231V89H227V90H223L222 89V86L224 85V87H226V84H221V83H218L219 81L218 80H216L217 78H219L220 79V76H219V73H220V71L223 69V64ZM234 62V61H233ZM25 63H27V62H25ZM197 64H199L198 63V61L196 62ZM30 64V63H29ZM28 64V65H29ZM49 64V63H48ZM138 64H139V61H138ZM141 64H142V62H141ZM151 64V63H150ZM172 64V63H171ZM217 64V65H216ZM50 65V64H49ZM140 65V64H139ZM138 65V66H139ZM145 65V64H144ZM149 65V64H148ZM201 65V64H200ZM244 65V64H243ZM26 65H24V67H25ZM46 66V65H45ZM122 66H123V64H122ZM126 66V65H125ZM129 66H131V65H129ZM128 66V67H129ZM141 66V65H140ZM150 66V65H149ZM246 66V65H245ZM244 66V67H245ZM29 67H31V65H29L28 66V68ZM115 67H116V69H117V71H116V69H115ZM127 67V66H126ZM133 67H134V64H133ZM136 67V66H135ZM143 67V66H142ZM145 67V66H144ZM237 67V66H236ZM100 68V67H99ZM138 68V67H137ZM147 68H150V67H147ZM98 68H96V70H97ZM128 69H130V68H128ZM132 69V68H131ZM174 69V70H175ZM207 69V68H206ZM212 69V68H211ZM225 69V68H224ZM17 70H19V69H17ZM120 70V72H118ZM196 70L197 69H193V70H188L187 72V76H188V80L190 81V82H195V75H196ZM208 70V69H207ZM231 70V69H230ZM22 71V70H21ZM176 71H173L174 72V74H177V72ZM190 71V72H189ZM235 71V70H234ZM49 72V71H48ZM98 72V71H97ZM97 72H95V73H97ZM130 72H132V71H130ZM134 72H137V70L136 71H134ZM134 72H133V74H134ZM262 72H263V74H262ZM18 73V72H17ZM41 73V72H40ZM42 73H44L45 74V72H42ZM165 73H167V72H165ZM127 74H128V72H127ZM170 74H172V73H170ZM230 74V73H229ZM232 74V73H231ZM40 75V74H39ZM45 75H47V74H45ZM52 75V74H51ZM132 75V74H131ZM135 75V74H134ZM224 75V74H223ZM260 75V74H259ZM126 76H128V75H126ZM186 76V77H187ZM219 76V77H218ZM38 77V76H37ZM40 77V76H39ZM49 77V76H48ZM111 79H110V78ZM120 78V79H119ZM124 78H125V76H124ZM231 78H233V76L231 77ZM39 79V78H38ZM253 79V80H252ZM94 80H95V78H94ZM93 80V81H94ZM207 80V79H206ZM231 80V79H230ZM234 80V81H233ZM252 80V81H251ZM43 81V80H42ZM49 81V80H48ZM54 81V80H53ZM53 81H51L52 83H53ZM91 81V80H90ZM105 81V82H106ZM109 81H108V84H109ZM211 81V82H212ZM251 81V82H250ZM257 81V80H256ZM263 81V80H262ZM40 82V81H39ZM119 82V81H118ZM171 82H173V79L171 80ZM196 82H197V80H196ZM209 82V81H208ZM230 82V81H229ZM231 82V83H232ZM258 82V81H257ZM47 83H49V82H47ZM76 83V82H75ZM98 83V82H97ZM125 83V82H124ZM203 83H205V82H203ZM206 83H207V81H206ZM90 84H91V82H90ZM96 84V83H95ZM104 84V83H103ZM113 84V83H112ZM174 84H175V82H174ZM173 84V85H174ZM46 85V84H45ZM80 85V84H79ZM94 85V84H93ZM100 85V84H99ZM110 85V84H109ZM114 85H115V83H114ZM205 85V84H204ZM230 85V84H229ZM228 85V86H229ZM246 85V86H247ZM71 86V85H70ZM96 86V85H95ZM194 86H197V85H194ZM233 86H234V84H233ZM254 86V85H253ZM257 86V88L259 87V85H256ZM101 87V86H100ZM188 87V86H187ZM206 87V90H207V86H205ZM213 87V86H212ZM211 87V88H212ZM215 87H213V90H215L214 88ZM230 87V86H229ZM43 88V87H42ZM42 88L40 87L39 89L40 90H42ZM45 88H46V86H45ZM45 88H43V90L42 91H45L44 89ZM48 88V87H47ZM71 88H72V86H71ZM203 88H204V86H203ZM209 88V87H208ZM38 89V90H39ZM95 89V88H94ZM94 89H91V91L92 90H94ZM174 89V88H173ZM172 89V90H173ZM180 89V88H179ZM182 89V88H181ZM255 89V87H253V90ZM111 90H112V88H111ZM110 90V91H111ZM212 90V89H211ZM211 90L209 91L210 93H211ZM245 90H246V88H245ZM248 90V89H247ZM73 91H74V89H73ZM78 91V90H77ZM77 91H75V92H77ZM87 91V90H86ZM100 91V90H99ZM114 91V90H113ZM195 91H196V89H195ZM200 91V90H199ZM208 91V90H207ZM207 91H206V93H207ZM261 91V90H260ZM39 93H40V91H38ZM54 92H56V91H54ZM72 91H70V93H71ZM80 92V91H79ZM84 92V91H83ZM82 92V93H83ZM89 92V91H88ZM108 92V91H107ZM106 91H104V93H102V94H106L107 93ZM119 91H117V93H118ZM123 92V91H122ZM129 92V91H128ZM127 92V93H128ZM172 92V91H171ZM194 92V91H193ZM198 92V91H197ZM197 92H194V93H196L197 94ZM247 92V91H246ZM38 93V94H39ZM42 93V92H41ZM78 93V92H77ZM81 93V94H82ZM91 93V92H90ZM89 93V94H90ZM176 93V94H175ZM260 93V92H259ZM71 94H73V93H71ZM78 94H80V93H78ZM110 94V93H109ZM114 95H115V93H113ZM121 94V93H120ZM119 93H118V95H120ZM131 94H133L132 92H131ZM186 93H185V91H174V94L173 95H176V97L174 98V99H176V102L177 101H179V100H181V98L185 95ZM191 94H193V93H191ZM195 94V95H196ZM253 94V93H252ZM261 94V93H260ZM41 95H45V93H42ZM57 95V94H56ZM117 95V94H116ZM115 95V96H116ZM171 95V94H170ZM172 95V96H173ZM207 95H208V93H207ZM256 95V94H255ZM36 96H37V94H36ZM39 96V95H38ZM49 96V95H48ZM73 96V95H72ZM77 96H79V95H77ZM86 95H84V97H85ZM95 96H96V94H95ZM121 96V95H120ZM119 96V97H120ZM129 96H130V94H129ZM133 96V95H132ZM171 96V97H172ZM192 96V95H191ZM210 96L211 95H208V96H206L208 99H211L210 98ZM220 96V95H219ZM247 96V95H246ZM264 96V95H263ZM47 97V96H46ZM45 97V98H46ZM66 97H68L69 98V96H66ZM65 97V98H66ZM75 97H76V95H75ZM99 97V96H98ZM104 97H107L106 95L104 96ZM109 97V96H108ZM112 97H114V96H110V98H112ZM134 97V96H133ZM133 97H131V98H133ZM203 97V96H202ZM205 96L203 97L204 99L206 98ZM217 97V96H216ZM254 97V96H253ZM252 97V98H253ZM262 97V96H261ZM261 97H259V98H261ZM77 98V97H76ZM92 98V97H91ZM94 98V97H93ZM92 98V99H93ZM97 98V97H96ZM116 98H117V96H116ZM220 98H218V99H220ZM244 98V97H243ZM70 99V98H69ZM68 99V100H69ZM81 99V98H80ZM89 99H90V97H89ZM99 99H100V97H99ZM103 99V100H102ZM102 99L100 100V101H102V105H106L105 103L103 104V101L104 100H106L107 98H103L102 97ZM114 99V98H113ZM196 99H198V98H196ZM200 99V98H199ZM214 99V98H213ZM220 99V100H221ZM239 99V98H238ZM246 100H247V98H245ZM255 99V98H254ZM257 99H258V96H257ZM56 100V99H55ZM76 100V99H75ZM94 100V99H93ZM193 100V99H192ZM64 101V100H63ZM91 101V100H90ZM107 101V100H106ZM108 101H112V100H108ZM209 101V100H208ZM239 100H237V102H238ZM253 101V100H252ZM251 101V102H252ZM49 102L50 101H48V105H49ZM175 102V103H176ZM212 102V101H211ZM220 101H218V103H219ZM236 102V101H235ZM85 103V102H84ZM97 103L99 104V102H98V100H97ZM184 103V102H183ZM201 103V102H200ZM203 103H204V100H203ZM216 104V105H219V104ZM233 103V104H232ZM261 103V102H260ZM45 104H46V102H45ZM58 104V103H57ZM95 104H96V102L93 104L94 106H95ZM97 104V105H98ZM118 104V103H117ZM121 104H122V102H121ZM177 105H178V103H176ZM202 104V103H201ZM209 104H211V103H209ZM238 104V103H237ZM246 104V103H245ZM263 104V103H262ZM47 105V104H46ZM81 105V104H80ZM116 106V104H113L112 106ZM203 105V104H202ZM215 105V106H216ZM235 105V106H234ZM248 105V104H247ZM261 105V104H260ZM264 105V104H263ZM59 106V105H58ZM67 106H69V105H67ZM114 106V107H115ZM120 105H118L117 107L118 108H120L119 107ZM208 106V105H207ZM234 106V107H233ZM259 106V105H258ZM88 107V106H87ZM90 107V106H89ZM88 107V108H89ZM98 107V106H97ZM172 107V106H171ZM264 107V106H263ZM48 108V107H47ZM77 108V107H76ZM80 108V107H79ZM100 108V107H99ZM98 108V109H99ZM102 108H105V107H102ZM106 108H108V107H106ZM118 108H116V109H118ZM183 108V107H182ZM55 109V108H54ZM83 110H84V108H82ZM85 109H86V107H85ZM172 109V108H171ZM214 109H216L215 107H214ZM259 109V108H258ZM262 109V108H261ZM67 110V109H66ZM71 110V109H70ZM73 110V109H72ZM94 110V109H93ZM93 110H91V111H93ZM105 110H107V109H105ZM105 110H103L102 109V111H104V113H105ZM109 110V109H108ZM107 110V111H108ZM119 110V109H118ZM162 110V109H161ZM167 110V109H166ZM165 110V111H166ZM169 110H170V108H169ZM187 110V109H186ZM243 110H244V108H243ZM250 110V109H249ZM74 111H75V109H74ZM199 111V110H198ZM202 111V110H201ZM213 111H215V110H213ZM248 111V110H247ZM172 112L174 113L175 112V107H174V109L172 110ZM184 112H185V110H184ZM187 112V111H186ZM200 112V111H199ZM205 112V111H204ZM262 112V111H261ZM264 112V111H263ZM63 113V112H62ZM65 113H67V112H65ZM65 113H63V114H65ZM80 113V112H79ZM81 113H82V111H81ZM119 113V112H118ZM177 113V112H176ZM206 113V112H205ZM212 113V112H211ZM255 113H256V111H255ZM49 114H50V112H49ZM75 114V113H74ZM74 114H71V115H74ZM106 114V113H105ZM111 114V113H110ZM194 114V113H193ZM232 114V113H231ZM248 114H249V112H248ZM257 114V113H256ZM259 114V113H258ZM54 115V114H53ZM68 115H69V113H68ZM83 115V114H82ZM81 115V116H82ZM96 115V114H95ZM98 115V114H97ZM115 115V114H114ZM168 115V114H167ZM169 115H170V112H169ZM174 115V114H173ZM172 115V116H173ZM185 115V114H184ZM212 115H213V113H212ZM228 115V114H227ZM230 115V114H229ZM242 115V114H241ZM80 116V115H79ZM80 116V117H81ZM99 116V115H98ZM107 116H110L109 114H107ZM166 115H164V117H165ZM195 116V115H194ZM194 116L192 115V117H193V119H194ZM245 116V115H244ZM52 117V116H51ZM57 117V115H55V118ZM94 116H92V118H93ZM105 117V116H104ZM160 117V116H159ZM168 117V116H167ZM181 117V116H180ZM201 117V116H200ZM209 117H211V116H209ZM208 117V118H209ZM215 117V116H214ZM232 117V116H231ZM230 117V118H231ZM257 117H259V115L257 116ZM73 118V117H72ZM97 118L98 117H96V121H97ZM99 118H101V117H99ZM107 118V117H106ZM169 118H171V115H170V117ZM182 118H183V115H182ZM212 118V117H211ZM216 118H218V117H216ZM215 118V119H216ZM219 118H222L221 119V123H222V120H223V117H219ZM261 118V117H260ZM259 118V119H260ZM263 118V117H262ZM51 119V118H50ZM49 119V120H50ZM64 119V118H63ZM87 119H89L88 118V116H87ZM103 119V118H102ZM113 119V118H112ZM193 119H192V121H193ZM214 119V118H213ZM234 120L233 121H235V118H233ZM77 120V119H76ZM81 120V119H80ZM92 121H93V119H91ZM99 120V119H98ZM106 119H104V121H105ZM182 119L180 118L179 119V121H178V123L176 124V126H175V130H174V132L176 131V129H177V127H178V125H179V123H180V121H181ZM205 120V119H204ZM249 120V119H248ZM255 120V119H254ZM264 120V119H263ZM62 121V120H61ZM166 121V120H165ZM194 121H195V119H194ZM210 121V120H209ZM214 121V120H213ZM213 121H211V122H213ZM217 121V120H216ZM223 121H225V120H223ZM231 121H232V119H231ZM63 122V121H62ZM62 122H60V123H62ZM73 122V121H72ZM79 122V121H78ZM85 122L87 123L88 121H86L85 120ZM101 123L103 122V120L102 121H100ZM100 122H98L99 124H101ZM167 123H168V121H166ZM169 122H170V120H169ZM196 122V121H195ZM206 122V121H205ZM244 122H245V120H244ZM240 123V126H237L236 128H238V130H240V129H242L241 128V126H243L245 123ZM249 122V121H248ZM65 123V122H64ZM69 123V122H68ZM105 123H106V121H105ZM105 123H103L104 125H105ZM208 123V122H207ZM210 123V122H209ZM208 123V124H209ZM236 123V122H235ZM234 123V124H235ZM40 124V123H39ZM45 124V123H44ZM51 124H53V123H51ZM55 124H56V122H55ZM93 124H95V123H93ZM171 124V123H170ZM189 124V123H188ZM191 125L193 124L194 125V123H190ZM189 124V126L187 125V127H190L191 125ZM217 123L215 122V125H216ZM220 124V123H219ZM231 124V123H230ZM233 124V125H234ZM243 124V125H242ZM247 125L249 124V123H246ZM246 124H245V126H246ZM41 125V124H40ZM39 125V126H40ZM54 125V124H53ZM76 125V124H75ZM79 125V124H78ZM77 125V126H78ZM83 125V124H82ZM102 125V124H101ZM169 125V124H168ZM201 125V124H200ZM214 125V126H215ZM228 125V124H227ZM239 125V124H238ZM43 126V125H42ZM58 126V125H57ZM67 126H68V124H67ZM72 126H73V124H72ZM97 126V125H96ZM197 127V124L196 125H194V127ZM208 126H210V128L208 127ZM218 127L220 126V125H217ZM217 126H215L214 128H215V130H219V128L217 127ZM222 126V128H223V125H221ZM220 126V127H221ZM230 126V125H229ZM232 126V125H231ZM3 127V126H2ZM51 127H52V125H51ZM54 127V126H53ZM52 127V128H53ZM62 127V126H61ZM64 127H66V126H64ZM64 127H62L63 129H65ZM69 127V126H68ZM71 127V126H70ZM81 127V126H80ZM105 127V126H104ZM202 127V126H201ZM204 127V126H203ZM225 127V126H224ZM227 127V126H226ZM250 127V126H249ZM59 128V127H58ZM58 128H55L56 130H58ZM75 127H73V129H74ZM198 128H199V126H198ZM205 128V127H204ZM213 127H211V124H209V125H207V127L204 129V130H200V131H197L195 134H194V136L192 137V138H190L189 140H192V141H190V143H189V140H187L186 139V141H188V143L186 142V141H184L183 143H184V147H182V148H180V149H182V150H180V149H178L179 151H178V153H180V154H178L179 156H178V158H177V166H176V168H175V170L177 171L178 169L177 168H183L185 171L187 170L189 173H191V169H188V168H192V166L194 167H199L200 169H204V168H202V165L200 164L201 162H200V160H210L213 156H215V155H213L214 153H217V154H222L223 155V153H222V150H219V148H218V150H213V149H211V148H213V147H210V145H212V143L214 142L213 140H216V138L217 137H215V132H214V130L212 129ZM252 128V127H251ZM40 129V128H39ZM61 129V128H60ZM70 129H72V128H70ZM69 129V130H70ZM78 129H79V127H78ZM196 129V128H195ZM221 129V128H220ZM229 129H230V127H229ZM264 129V128H263ZM62 130V129H61ZM60 130V131H61ZM171 130V129H170ZM235 130V129H234ZM249 131H250V129H248ZM262 130V129H261ZM36 131V130H35ZM38 131H40V130H38V128H37V133H38ZM51 131H54V130H51ZM196 131V130H195ZM216 131V132H217ZM227 131H228V128H227ZM230 131V130H229ZM236 131V130H235ZM241 131V130H240ZM239 131V132H240ZM3 132V131H2ZM69 132V131H68ZM169 132V131H168ZM177 132H179V131H177ZM176 132V133H177ZM222 132V131H221ZM231 132V131H230ZM234 132V131H233ZM232 132V134H235L236 132H234L233 133ZM242 132H244V131H241L240 133H242ZM264 132V131H263ZM5 133H7V132H5ZM64 133H66V130H65V132ZM249 134H250V132H248ZM262 133V132H261ZM52 134H54L53 132H52ZM56 134V133H55ZM174 134V133H173ZM230 134V133H229ZM3 135H5V134H3ZM62 135V134H61ZM238 134H236L235 136H233L234 138L237 136ZM260 135V137H261V134H259ZM1 136V135H0ZM31 136V135H30ZM29 136V137H30ZM54 136H56V135H54ZM189 136V135H188ZM191 136V135H190ZM226 136H228V134L226 135ZM230 136H231V134H230ZM241 136V135H240ZM27 137V136H26ZM38 137V136H37ZM52 137H53V135H52ZM173 137V136H172ZM171 137V138H172ZM214 137H215V139H214ZM241 137H243V136H241ZM252 137V136H251ZM256 137V136H255ZM259 137V138H260ZM24 138V137H23ZM32 138V137H31ZM55 138V137H54ZM58 138L59 137H57V140H58ZM231 138V137H230ZM246 138V137H245ZM248 138V137H247ZM246 138V139H247ZM258 138V137H257ZM1 139V138H0ZM27 139V138H26ZM224 140L226 139L227 140V138H223ZM236 139H237V137H236ZM254 139V138H253ZM223 140V141H224ZM34 141V140H33ZM107 141V140H106ZM170 141V140H169ZM230 140L228 139L227 141H224L223 143H226V142H228V144L226 145V148L228 147V146H230L231 145V142H229ZM242 141V140H241ZM249 141V140H248ZM252 141V140H251ZM255 141V140H254ZM258 141V140H257ZM23 142V141H22ZM179 142V141H178ZM186 142V143H185ZM220 142V141H219ZM232 142H233V140H232ZM234 142H236V141H234ZM240 142V141H239ZM243 142V141H242ZM242 142H240V143H242ZM258 142H260V141H258ZM53 143V142H52ZM148 143V142H147ZM182 143V142H181ZM216 145H218V142H217V140H216ZM237 143H238V141H237ZM239 143V144H240ZM263 144V146H264V143L261 141L260 142V144ZM244 144V143H243ZM243 144H241V145H243ZM256 144V143H255ZM258 144V143H257ZM260 144H258V145H260ZM156 145V147H155V151H153L154 153H157L158 154V159H157V161L155 162V164L152 166L153 167V172H152V174H151V176H150V178H149V181H148V183H147V186H146V190H147V188L148 189H150V188H152L153 186H154V184H155V181L157 180L158 181V183L159 184H166L167 182H169V179H171V176L169 175V173H167V169L168 168H166L167 166H165V165H172V163L170 164V163H168V164H166V163H164L165 162V158H166V156H168L167 154L170 152L169 151V149H168V152H167V144H165V145H162V144H160V143H156L155 144ZM213 145H215V142L213 143ZM221 145V144H220ZM233 145V144H232ZM235 146H238V144L236 145V144H234ZM240 145V146H241ZM250 145H251V143H250ZM52 146V145H51ZM223 146H224V144H223ZM221 147L220 146V148H225V147ZM247 146V145H246ZM256 146V145H255ZM261 146V145H260ZM136 147V146H135ZM143 147V146H142ZM171 147V146H170ZM239 147V146H238ZM242 147H244V148H246L244 145L242 146ZM241 147V149H244V148H242ZM247 147H249V146H247ZM259 147V146H258ZM140 148V147H139ZM146 148V147H145ZM176 148V147H175ZM174 148V149H175ZM249 148H251V147H249ZM256 148V147H255ZM262 148V152H263V148L264 147H261ZM10 149V148H9ZM42 149V148H41ZM137 149V148H136ZM171 149V148H170ZM230 149V148H229ZM233 149H236V148H233ZM232 149V150H233ZM241 149H240V151H241ZM257 149V148H256ZM13 150V149H12ZM15 150V149H14ZM13 150V151H14ZM25 150V149H24ZM27 150V149H26ZM52 150V149H51ZM56 150H58V149H56ZM134 150V149H133ZM139 150V149H138ZM138 150H136V151H138ZM176 150V149H175ZM174 150V151H175ZM227 149H224L223 151H226ZM248 150V148L246 149V151ZM259 150V149H258ZM8 151V150H7ZM12 151V152H13ZM17 151V150H16ZM29 151H30V149H29ZM35 151V150H34ZM37 151V150H36ZM48 151H49V148H48ZM141 151V150H140ZM147 151V150H146ZM240 151H239V153H240ZM253 151V150H252ZM18 152V151H17ZM25 152V151H24ZM53 152H55V151H53ZM227 152V151H226ZM234 152H235V150H234ZM237 152H238V150H237ZM16 153V152H15ZM14 153V155H16ZM20 153H21V151H20ZM20 153H18L19 155H20ZM23 153V152H22ZM21 153V154H22ZM26 153V152H25ZM37 153V152H36ZM44 153V152H43ZM50 153V152H49ZM48 153V154H49ZM71 153V152H70ZM74 153V152H73ZM132 153H134L133 151H132ZM139 153V155H141L140 154V152H138ZM233 153V152H232ZM239 153H234V154H238L239 155ZM33 154V153H32ZM75 154V153H74ZM136 154V153H135ZM146 154V153H145ZM173 154V153H172ZM220 154V155H221ZM229 154H231V151H230V153ZM233 154V155H234ZM245 154H246V152H245ZM13 155V156H14ZM18 155V156H19ZM34 155V154H33ZM40 155V154H39ZM62 155H64V154H62ZM61 155V156H62ZM129 155V154H128ZM148 155V154H147ZM151 155V154H150ZM238 155H237V157H238ZM36 156V154L34 155V156H32L33 158ZM45 156V155H44ZM49 156V155H48ZM47 156V157H48ZM66 156V155H65ZM146 156V155H145ZM225 156V155H224ZM224 156L222 157V158H224ZM230 156V155H229ZM241 156V155H240ZM243 156V155H242ZM241 156V157H242ZM40 157H41V155H40ZM73 157H75L74 155H73ZM79 157V156H78ZM82 157V156H81ZM80 157V158H81ZM144 157V156H143ZM174 157H176V155H174L173 156V158ZM236 157V158H237ZM5 158H7V157H5ZM18 158V157H17ZM148 158V157H147ZM214 158H216V157H214ZM226 158V157H225ZM230 158H232V157H230ZM230 158H229V160L227 161L228 162V165L231 163V165H232V163H234V162H231V160H233V159H231L230 160ZM1 159V158H0ZM8 159V158H7ZM12 159V158H11ZM32 159V158H31ZM64 159H65V157H64ZM72 159V158H71ZM129 159V158H128ZM127 159V160H128ZM141 159H143V158H141ZM220 159V158H219ZM227 159H228V157H227ZM240 159V158H239ZM16 160V159H15ZM34 160V159H33ZM36 160V159H35ZM35 160H34V162H35ZM126 159H125V157H124V161H125ZM130 160V159H129ZM132 160V159H131ZM154 160V159H153ZM215 160V159H214ZM217 160V159H216ZM215 160V161H216ZM223 160V159H222ZM24 161V160H23ZM22 161V162H23ZM38 161H40V160H38ZM53 161V160H52ZM56 161H57V159H56ZM65 161H67V160H65ZM172 162H174L173 160H171ZM170 161V162H171ZM224 161V160H223ZM230 161V162H229ZM239 161V160H238ZM28 162V161H27ZM69 162V160L67 161V163ZM83 162V161H82ZM123 162V161H122ZM125 162H127V161H125ZM140 162V161H139ZM150 162V161H149ZM149 162H147V164H149ZM16 163H17V161H16ZM78 163H80V162H77V164ZM89 163V162H88ZM120 163V162H119ZM118 163V164H119ZM130 163V162H129ZM133 162H131L130 164H132ZM142 163H145L144 161L142 162ZM141 163V167H142V164ZM153 163V162H152ZM209 163V162H208ZM223 163V162H222ZM226 163V162H225ZM237 163V162H236ZM18 164V166H19V163H17ZM54 164H55V162H54ZM80 164H82V163H80ZM130 164H128L129 166H130ZM146 164V163H145ZM146 164V165H147ZM165 164V165H164ZM176 164V163H175ZM175 164L173 163V166H175ZM203 164H204V162H203ZM213 164V163H212ZM3 165V164H2ZM51 165V164H50ZM69 165V164H68ZM86 165H87V163H86ZM85 165V166H86ZM126 165V164H125ZM137 165V164H136ZM206 166H208L207 164H205ZM204 165V166H205ZM209 165H210V169H207V168H205L204 170H202L201 171V173H200V169L198 170L199 171V174H194V172L196 173V171L195 170H193V174H189L188 172L186 173V174H184V176L182 177V181L183 182H185V183H187V185H184L185 187L186 186H188V185H191V184H195L196 185V183H198L199 182V184L201 183V182H206L207 183V181H210L212 178H214V174H216V177H217V171L219 172L221 169H219L220 168V166H218V169H217V167H214V165L213 166H211V163H209ZM216 165H219V164H217V162H216ZM215 165V166H216ZM226 165H227V163H226ZM227 165V166H228ZM7 166V165H6ZM17 166V167H18ZM52 166V165H51ZM89 166V165H88ZM116 166V165H115ZM114 166V167H115ZM120 166H122V165H120ZM120 166H118V167H120ZM127 166V165H126ZM125 166V167H126ZM128 166V167H129ZM145 166V165H144ZM224 166V165H223ZM50 167V166H49ZM59 167V166H58ZM58 167L56 168L57 170H59L58 169ZM80 167V166H79ZM94 167V166H93ZM117 166H116V168H114V170L116 171V169L118 168ZM131 167V166H130ZM147 167H149V166H147ZM209 167V166H208ZM2 168V167H1ZM10 168H11V166H10ZM14 168V167H13ZM20 168H24V167H20ZM90 168H91V165H90ZM98 168V167H97ZM134 168V167H133ZM132 167L130 168V169H133ZM143 168V167H142ZM223 168H225V166L223 167ZM61 169V168H60ZM64 169V168H63ZM76 170H77V168H75ZM124 169V168H123ZM149 169V168H148ZM174 169V168H173ZM173 169H171V171L173 170ZM47 169H45V171H46ZM49 170V169H48ZM97 170V169H96ZM109 170H111V169H109ZM113 170V169H112ZM120 170V169H119ZM118 170V171H119ZM122 170V169H121ZM121 170H120V172H121ZM134 170H136V169H134ZM142 170V169H141ZM174 170V171H175ZM1 171V170H0ZM15 171V170H14ZM44 171V172H45ZM61 171V170H60ZM73 171H74V169H73ZM81 171V170H80ZM104 171V170H103ZM138 171V170H137ZM136 171V172H137ZM173 171V172H174ZM175 171V172H176ZM181 171H183L182 169H181ZM180 171V172H181ZM223 170H221V172H222ZM2 172V171H1ZM1 172H0V174H1ZM16 172V171H15ZM34 172V171H33ZM40 172V171H39ZM47 172V171H46ZM51 172H53V171H51ZM63 172V171H62ZM78 172V171H77ZM82 172V171H81ZM87 172H89V171H87ZM86 172V173H87ZM98 172V171H97ZM131 172V170L129 171V173ZM141 173H142V171H140ZM179 172V173H180ZM184 172V171H183ZM227 172V171H226ZM225 172V173H226ZM5 173V172H4ZM10 173H11V169H10ZM103 173V172H102ZM109 173V172H108ZM112 173V172H111ZM116 173H117V171H116ZM123 173V172H122ZM147 173V172H146ZM145 173V174H146ZM178 172H176V174H177ZM198 173V172H197ZM232 173V172H231ZM39 175H40V173H38ZM49 174V173H48ZM47 174V175H48ZM60 174V173H59ZM62 174V173H61ZM67 174V173H66ZM79 174V173H78ZM82 174V173H81ZM85 174V173H84ZM92 174V173H91ZM121 174V173H120ZM138 174V173H137ZM219 174V173H218ZM220 174H222V173H220ZM3 175V174H2ZM9 175V174H8ZM38 175V176H39ZM43 175V174H42ZM64 175V174H63ZM62 175V176H63ZM83 175V174H82ZM89 175V174H88ZM103 175H104V173H103ZM110 175V174H109ZM133 175V174H132ZM134 175H136V174H134ZM142 174H140V176H141ZM172 175H174V174H172ZM179 175V174H178ZM182 175H183V173H182ZM223 175H224V173H223ZM15 176V175H14ZM13 176V177H14ZM58 176H60V175H58ZM69 176V175H68ZM81 176V175H80ZM84 176V175H83ZM145 176V175H144ZM12 177V178H13ZM18 177V176H17ZM87 177H89V176H87ZM90 177H92V175L90 176ZM97 177V176H96ZM103 177V176H102ZM133 177V176H132ZM137 177V176H136ZM139 177V176H138ZM173 177V176H172ZM212 177V178H211ZM215 177V178H216ZM16 178V177H15ZM14 178V179H15ZM49 178H50V174H49ZM57 178V177H56ZM64 179H65V176L63 177ZM67 178V177H66ZM76 178V177H75ZM86 178V177H85ZM214 178V179H215ZM232 178V177H231ZM2 179V178H1ZM52 179V178H51ZM82 179H84V178H82ZM81 179V180H82ZM99 179H101V178H99ZM142 179V178H141ZM140 179V180H141ZM219 179V180H218ZM217 179V182L218 181H220V180H222L223 178H218ZM55 180V179H54ZM58 180H60V179H58ZM77 180V179H76ZM180 180V179H179ZM228 180V179H227ZM231 180V179H230ZM75 181V180H74ZM83 181V180H82ZM89 181V180H88ZM97 181V180H96ZM99 181V180H98ZM103 181V180H102ZM106 181V180H105ZM223 181V180H222ZM224 181H225V179H224ZM9 181H8V178L6 179V180H1V182H0V193L1 194H3V192L5 191V187H7L8 185L10 186V184H11V181H10V184L8 183ZM61 182V181H60ZM77 182H79V180L77 181ZM81 182V181H80ZM108 182V181H107ZM217 182H214L213 181V185H214V183H215V185L217 184ZM227 182V181H226ZM14 183V182H13ZM62 183V182H61ZM86 183V182H85ZM102 183H105V182H102ZM140 183V182H139ZM138 183V184H139ZM185 183H183V184H185ZM237 183H239V182H237ZM51 184V183H50ZM70 184V183H69ZM84 184V183H83ZM229 184V183H228ZM17 185V184H16ZM16 185H15V187H16ZM19 185V184H18ZM64 185V184H63ZM62 184H61V187L63 186ZM73 185V184H72ZM75 185V184H74ZM81 185V184H80ZM79 185V186H80ZM89 185H91L90 184V181H89ZM88 185V186H89ZM96 185H98V184H95V186ZM101 185V184H100ZM99 185V186H100ZM106 185V184H105ZM133 185V184H132ZM212 185V184H211ZM215 185H214V187H215ZM240 185V184H239ZM13 184H12V188H13ZM57 186V185H56ZM68 186V185H67ZM83 186V185H82ZM81 186V187H82ZM85 186H87V185H85ZM87 186V187H88ZM176 186V185H175ZM174 186V187H175ZM181 186H182V184H181ZM184 186H182V187H184ZM207 186V185H206ZM228 186V185H227ZM227 186H224V188L222 187V189H227ZM229 186H232V185H229ZM235 186V184L233 185V187ZM71 187V186H70ZM75 187V186H74ZM84 187V186H83ZM92 187V186H91ZM107 187V186H106ZM139 187H141V186H139ZM170 187V186H169ZM177 187V186H176ZM182 187H180V188H182ZM189 187H191V186H189ZM196 187V186H195ZM226 187V188H225ZM232 187V188H233ZM236 187H237V185H236ZM11 188V189H12ZM77 188V187H76ZM85 188V187H84ZM93 188H95V187H93ZM92 188V189H93ZM105 188V187H104ZM198 188H200V187H198ZM210 188V187H209ZM229 188V187H228ZM238 188V187H237ZM236 188V189H237ZM243 188V187H242ZM242 188L241 189H239V190H241L242 191ZM10 189V190H11ZM70 189V188H69ZM73 189V188H72ZM72 189H70L71 190V192H72ZM86 189H88V188H86ZM97 189V188H96ZM95 189V190H96ZM133 189V188H132ZM160 189V188H159ZM172 189H173V187H172ZM188 189V188H187ZM189 189H191V188H189ZM195 189V188H194ZM218 189H220L219 188V186H218V188L216 187V189L215 190H213V191H216V190H218ZM58 190V189H57ZM68 190V189H67ZM74 190V189H73ZM83 190V189H82ZM102 190V189H101ZM117 190V189H116ZM137 190V189H136ZM165 190H167V191H169L168 190V188H166ZM174 191H176V190H178V191H180V189L178 188H174L173 189ZM183 190V189H182ZM211 190V189H210ZM227 190H233V189H227ZM235 190V189H234ZM238 190V189H237ZM252 190V189H251ZM13 191V190H12ZM16 191V190H15ZM62 191V190H61ZM81 191V190H80ZM90 192H91V190H89ZM190 191V190H189ZM196 191V190H195ZM203 191H205V190H203ZM246 191V190H245ZM253 191V190H252ZM65 192V191H64ZM74 192V191H73ZM72 192V193H73ZM93 192H96V191H93ZM101 192V191H100ZM104 192H105V190H104ZM128 192V191H127ZM129 192H131V191H129ZM170 192V191H169ZM202 191H198V193H201ZM232 192V191H231ZM230 192V193H231ZM248 192V191H247ZM251 191H250V189H249V193H250ZM5 193V192H4ZM10 192L8 191V193L7 194H9ZM16 193V192H15ZM56 193H57V191H56ZM69 193V192H68ZM77 193H78V191H77ZM106 193V192H105ZM118 193V192H117ZM248 193V194H249ZM6 194V195H7ZM59 194V193H58ZM89 194V193H88ZM96 194V193H95ZM102 194V193H101ZM118 194H121V193H118ZM127 194V193H126ZM205 196V201L208 199L207 197H208V195H206L207 194V192L206 193H203ZM202 194V195H203ZM226 194V193H225ZM233 194L234 195H236L234 192H233ZM244 194V193H243ZM242 194V195H243ZM49 195V194H48ZM53 195V194H52ZM61 195V194H60ZM68 195V194H67ZM69 195H70V193H69ZM78 195V194H77ZM76 195V196H77ZM94 195V194H93ZM124 195V192H122V195L121 196H123ZM148 195V194H147ZM155 195H156V192H155ZM162 195V194H161ZM168 195V194H167ZM178 195V194H177ZM183 195V194H182ZM189 195H191V192L189 193ZM194 195H196V194H194ZM194 195L192 194L191 196L192 197H194ZM198 195V194H197ZM196 195V196H197ZM201 195V196H202ZM231 195V194H230ZM2 196V195H1ZM19 196V195H18ZM89 196H90V194H89ZM96 196V195H95ZM120 196V195H119ZM158 196H160V193H159V195ZM183 196H185V194L183 195ZM195 196V197H196ZM199 197H200V195H198ZM207 196V197H206ZM229 196V195H228ZM232 196V195H231ZM230 196V197H231ZM236 196H238V194L236 195ZM239 196H241V195H239ZM251 196H252V194H251ZM250 196V197H251ZM4 197V196H3ZM6 197V196H5ZM16 197H17V195H16ZM61 197V196H60ZM70 197H73V196H70ZM78 197V196H77ZM92 198H93V196H91ZM127 197V196H126ZM141 197V196H140ZM140 197H137L136 199H134V200H132V201H126L125 200V198L123 197V199H124V202H125V204L123 205V207L121 208V209H119V210H116V211H112L110 208H109V211H104V210H102L101 211V213L100 214H98L97 212H95V209H92V207H91V209L89 208L88 209V212H86V214H89V216L88 215H84V216H87L88 218L86 219V226H85V224L83 225V226H85L86 227V230H82V228H81V226H80V230H81V232H79V233H77L76 235V237H75V244L74 245H87L88 243L87 242H84V236H88L89 237V239H90V237L93 235V236H95V240H96V236H97V234L98 233H100L101 231H102V229L103 228H105L106 227V225H107V223H109L111 220H113L114 218H117V217H119V216H121V215H125V211H130V206L131 205H133L134 203H136V204H138V201L140 200ZM162 197V196H161ZM179 197L180 198H183V197H181L180 195H179ZM177 198L178 200L180 199V198ZM198 197V198H199ZM204 197L202 196V198L204 199ZM217 197V196H216ZM247 197V196H246ZM245 196H244V198H246ZM257 197V196H256ZM18 198V197H17ZM81 198H82V196H81ZM86 198V197H85ZM95 198V197H94ZM93 198V199H94ZM152 198V197H151ZM159 198V197H158ZM163 198V197H162ZM164 198H166V196H164ZM164 198H163V201H164ZM167 198H169V196L167 197ZM187 198V197H186ZM185 198V199H186ZM201 198V197H200ZM199 198V199H200ZM200 199V200H202V201H200L199 199H198V201L200 202V204H203L202 202H204L203 201V199ZM226 198V197H225ZM56 199H57V197H56ZM63 199V198H62ZM80 199V198H79ZM83 199V198H82ZM81 199V200H82ZM87 199V198H86ZM108 199V198H107ZM153 199V198H152ZM176 199V200H177ZM188 199V198H187ZM194 199V198H193ZM247 199H248V197H247ZM246 199V200H247ZM255 199V198H254ZM52 200V199H51ZM166 200V199H165ZM168 200V199H167ZM166 200V201H167ZM181 200V202H182V200L183 199H180ZM189 200H190V198H189ZM196 202H197V198L196 199H194ZM233 200V199H232ZM236 200V199H235ZM253 200V199H252ZM256 200V199H255ZM259 200V199H258ZM257 200V201H258ZM1 201V200H0ZM20 201H21V198H20ZM53 201V200H52ZM61 201V200H60ZM77 201V200H76ZM94 201V200H93ZM97 201V200H96ZM169 201V200H168ZM191 203L193 204V203H196L195 201L193 202V200L191 199ZM231 201V200H230ZM234 201V200H233ZM233 201H231V202H233ZM72 202H74V200L72 201ZM79 202V201H78ZM85 202H86V200H85ZM104 202V201H103ZM106 202V201H105ZM111 202V201H110ZM153 203H155L154 201H152ZM184 202H187V201H183V203ZM213 202V201H212ZM249 202V201H248ZM52 203V202H51ZM54 203V202H53ZM55 203H56V201H55ZM71 203V202H70ZM77 203V202H76ZM100 203V202H99ZM141 203V202H140ZM139 203V204H140ZM166 203V202H165ZM178 203H180V202H178ZM177 203V204H178ZM188 203H190V201H188ZM187 203V204H188ZM237 203L238 202H236V205H237ZM247 203V202H246ZM254 203V202H253ZM255 203H256V201H255ZM254 203V204H255ZM66 204V203H65ZM73 204V203H72ZM88 204V203H87ZM96 204V203H95ZM94 204V205H95ZM103 204V203H102ZM106 204V203H105ZM156 204V203H155ZM154 204V205H155ZM185 204V203H184ZM183 204V205H184ZM187 204H185L184 206H186ZM197 204H199V203H197ZM197 204H194V205H197ZM199 204V205H200ZM226 204V203H225ZM57 205V204H56ZM70 205V204H69ZM97 205V204H96ZM100 205V204H99ZM118 205H119V203H118ZM117 204H116V206H118ZM191 204H188L187 206H190ZM204 205V204H203ZM203 205H202V207H203ZM223 205V204H222ZM230 205V204H229ZM234 205V204H233ZM232 205V206H233ZM235 205V206H236ZM240 205V204H239ZM249 205V204H248ZM65 206V205H64ZM82 206H83V204H82ZM91 206H93V205H91ZM120 206V205H119ZM134 206V205H133ZM137 206V205H136ZM150 206V205H149ZM152 206V205H151ZM151 206H150V208H151ZM178 206V205H177ZM184 206H183V208H184ZM198 206V205H197ZM201 206V205H200ZM199 206V207H200ZM211 206V205H210ZM215 206V205H214ZM228 206V205H227ZM54 207V206H53ZM57 207V206H56ZM96 207V206H95ZM154 207V206H153ZM192 207V206H191ZM230 207V206H229ZM238 207V206H237ZM252 207H254V206H252ZM257 207V206H256ZM108 208V207H107ZM132 208V207H131ZM188 208V207H187ZM194 208V207H193ZM232 208V207H231ZM64 209H66V208H64ZM68 209V208H67ZM83 209H84V207H83ZM195 209V208H194ZM197 209V208H196ZM196 209H195V211H196ZM203 208H201V209H198L197 210V212H199V210H202ZM209 209H211V208H209ZM209 209H207V210H209ZM217 208L215 207V210H216ZM220 209V208H219ZM223 209V208H222ZM225 209V208H224ZM233 209V208H232ZM231 209V210H232ZM236 209V208H235ZM249 209V208H248ZM253 209V208H252ZM47 210V209H46ZM55 210V209H54ZM76 210V209H75ZM97 210V209H96ZM106 210H108V209H106ZM178 210V209H177ZM207 210H206V212H207ZM242 210V209H241ZM250 210V209H249ZM97 211H99V210H97ZM211 211V210H210ZM229 211V210H228ZM233 211V210H232ZM244 211V210H243ZM251 212H252V210H250ZM254 211H256V210H254ZM45 212V211H44ZM72 212V211H71ZM100 212V211H99ZM133 212H134V209H133ZM132 212V213H133ZM152 212V211H151ZM150 212V213H151ZM160 212V211H159ZM189 213H190V211H188ZM213 212H214V210H213ZM218 212V211H217ZM242 212V211H241ZM45 213H48V212H45ZM54 213V212H53ZM59 213V212H58ZM75 213V212H74ZM131 213V214H132ZM149 213V214H150ZM179 213L182 215V212H180L179 211ZM199 213H201V212H199ZM204 213V212H203ZM227 213V212H226ZM232 213V212H231ZM76 214V213H75ZM136 214V213H135ZM134 214V215H135ZM183 214H186V213H183ZM194 214V213H193ZM209 214V213H208ZM215 214V213H214ZM242 214V213H241ZM80 215V214H79ZM96 216V218H91V216ZM98 215V216H97ZM180 215V216H181ZM199 215V217H200V214H198ZM203 215V214H202ZM218 215V214H217ZM232 215H233V213H232ZM231 215V216H232ZM246 215V214H245ZM132 217V215H130L129 213H128V217ZM148 216V215H147ZM146 216V217H147ZM156 216V215H155ZM188 216V215H187ZM187 216L186 215H184L183 216V218H187ZM191 216V215H190ZM194 216V215H193ZM242 216H244L243 214H242ZM247 216V215H246ZM249 216V215H248ZM73 217H74V215H73ZM127 217V218H128ZM130 217V218H131ZM138 217H139V215H138ZM145 216H143V217H140V220H141V218H143L144 220H145V218H146ZM149 217H150V215H149ZM157 217V216H156ZM182 217V216H181ZM198 217V216H197ZM214 217V216H213ZM161 218V217H160ZM207 218V217H206ZM217 218V217H216ZM222 218V217H221ZM235 218H236V215H235ZM248 218V217H247ZM78 219V218H77ZM143 219H142V221L141 222H143ZM153 219V218H152ZM163 219H164V217H163ZM193 219V218H192ZM202 219V218H201ZM200 219V220H201ZM205 219V218H204ZM211 219H212V217H211ZM214 219V218H213ZM220 219V218H219ZM5 220H7V221H9L7 218L5 219ZM79 220V219H78ZM130 220V219H129ZM139 220V221H140ZM158 220V219H157ZM166 220H167V218H166ZM171 220V219H170ZM176 220V219H175ZM187 220V219H186ZM194 220V219H193ZM198 220H199V218H198ZM206 220V219H205ZM218 220V219H217ZM224 219H222V221H223ZM228 220V219H227ZM237 220H238V217H237ZM3 221H4V219H3ZM75 221V220H74ZM80 221H82V220H80ZM146 221V220H145ZM145 221H144V223H145ZM147 221L149 222V221H151L150 219L148 220L147 219ZM146 221V222H147ZM156 221V220H155ZM161 221V220H160ZM163 221H165V220H163ZM173 221H174V218H173ZM182 221H183V219H182ZM190 221V220H189ZM192 221V220H191ZM203 221V220H202ZM2 222V221H1ZM5 222V221H4ZM155 226L158 224V223H156V222H153V221H151ZM169 222V221H168ZM175 222H177V221H175ZM185 222V221H184ZM194 222H195V220H194ZM210 222V221H209ZM224 222H225V220H224ZM224 222H222V223H224ZM230 222V221H229ZM233 222H238V221H233ZM240 222V221H239ZM261 222H263V220L261 221ZM6 223V222H5ZM12 223V222H11ZM75 223V222H74ZM77 223V222H76ZM143 223V224H144ZM170 223V222H169ZM180 223V222H179ZM215 223V222H214ZM217 223V222H216ZM226 223H227V221H226ZM82 223H80V225H81ZM142 224V223H141ZM148 224V223H147ZM171 224H172V222H171ZM175 224V223H174ZM187 224V223H186ZM205 224H207V223H205ZM204 224V225H205ZM257 224H258V222H257ZM262 224H264V223H261V225ZM8 225V224H7ZM71 225V224H70ZM78 225H79V223H78ZM77 225V226H78ZM152 225V224H151ZM150 225V226H151ZM153 225V226H154ZM162 225V224H161ZM164 225V224H163ZM165 225H166V223H165ZM191 225H192V223H191ZM197 225H198V223H197ZM203 225V226H204ZM224 225H226L225 223H224ZM230 225H232V224H230ZM236 225V224H235ZM245 225V224H244ZM248 225V224H247ZM261 225H260V227H261ZM9 226V225H8ZM36 226H39V225H36ZM146 226V225H145ZM148 226H149V224H148ZM154 226V227H155ZM175 226V225H174ZM190 226V225H189ZM193 226V225H192ZM196 226V225H195ZM227 226V225H226ZM233 226V225H232ZM238 226V225H237ZM259 225H257V227H258ZM32 227V226H31ZM108 227V226H107ZM157 227V226H156ZM155 227V228H156ZM186 228H187V226H185ZM235 227V226H234ZM7 228V227H6ZM10 228V227H9ZM13 228V227H12ZM40 228H42L41 230H43V226L42 227H40ZM39 228V229H40ZM77 228V227H76ZM153 228V227H152ZM160 228V227H159ZM190 228V227H189ZM193 228H194V226H193ZM199 228H201V227H199ZM218 228H221V227H218ZM224 228V227H223ZM225 228H227V227H225ZM251 228V227H250ZM250 228H248V229H246V230H248V232L250 231ZM38 229V230H39ZM75 229V228H74ZM79 229H77L78 231H79ZM109 229V228H108ZM161 229V228H160ZM196 229H198V228H196ZM245 229V228H244ZM253 229V228H252ZM251 229V230H252ZM256 229H258V228H256ZM3 230V229H2ZM12 230H14V229H12ZM37 230V229H36ZM45 230V229H44ZM44 230H43V233H44ZM76 230V229H75ZM76 230V231H77ZM105 230H107V229H105ZM104 230V231H105ZM165 230H166V228H165ZM170 230V229H169ZM175 230H176V228H175ZM186 230V229H185ZM188 230H190V229H188ZM191 230H192V227H191ZM218 230V229H217ZM228 230V229H227ZM29 231H30V229H29ZM108 231V230H107ZM154 231H156V230H154ZM172 231V230H171ZM170 231V232H171ZM193 231L194 230H192V233H193ZM214 231H215V229H214ZM231 231H234V230H232L231 229ZM253 231V230H252ZM250 232V233H253V232ZM33 232V231H32ZM40 232V231H39ZM42 232V231H41ZM157 232V231H156ZM167 232H169V231H167ZM167 232H165V233H167ZM169 232V233H170ZM173 232V231H172ZM200 232V231H199ZM219 232V231H218ZM225 232V231H224ZM230 232V231H229ZM237 232H239V231H236V234H237ZM243 232H247V231H243ZM264 232V231H263ZM3 233H5L4 231H3ZM31 232H29V234H30ZM46 233H48L47 231H46ZM46 233L45 234H43V235H45L46 236ZM74 233V232H73ZM162 233H163V231H162ZM202 232H200V234H201ZM221 233V232H220ZM235 233V232H234ZM233 233V234H234ZM1 234V233H0ZM6 235H7V233H5ZM4 234V235H5ZM29 234H28V236H29ZM34 234V233H33ZM38 234V233H37ZM107 234H109V233H107ZM158 234H159V232H158ZM198 234V233H197ZM224 234V233H223ZM226 234V233H225ZM232 234V235H233ZM235 234V235H236ZM246 234H248V233H246ZM31 235H32V233H31ZM72 235H74V234H72ZM166 235V234H165ZM184 235H187V233L186 234H184ZM191 235V234H190ZM189 235V236H190ZM196 235V234H195ZM212 235H214V234H212ZM218 235H219V233H218ZM251 235V234H250ZM1 236V235H0ZM37 236V235H36ZM49 236H50V234H49ZM172 236H174V235H172ZM234 236V235H233ZM239 236H240V234H239ZM247 236V235H246ZM245 236V237H246ZM1 237H3V235L1 236ZM44 237V236H43ZM48 237V236H47ZM65 237V236H64ZM166 237V236H165ZM168 237H169V235H168ZM168 237H166V238H168ZM170 237H171V235H170ZM169 237V238H170ZM213 237V236H212ZM4 238V237H3ZM5 238H8L7 236H5ZM4 238V239H5ZM39 238V237H38ZM38 238H36V237H34L33 235L32 236H29L28 238H26L25 239V241H24V239H20V240H22V241H24L23 243H22V245L19 247V248H16L15 247V245H16V243L15 244H13V245H11V246H13L14 248H16V250L14 249V248H9L10 250H8L7 249V251L6 252H4L5 250H6V247H5V250H4V245H3V247H2V244H4V239H2V238H0V260H4L5 261V264H52V263H50L49 261L50 260H47L46 258H45V256L47 255L46 253V255L44 254V251H47V250H44L45 248H44V245L42 244V242L38 239ZM49 238H51V236L50 237H48V239L47 240H49ZM57 238V237H56ZM55 238V239H56ZM188 238H190V237H188ZM206 238V237H205ZM231 238H233V237H231ZM236 238H238V235L236 236ZM251 238V237H250ZM255 238V237H254ZM93 239V238H92ZM201 239V238H200ZM207 239V238H206ZM205 239V240H206ZM211 239V238H210ZM252 239V238H251ZM251 239H249L250 241H251ZM7 240V239H6ZM16 239H14V241H15ZM43 240V239H42ZM46 240V241H47ZM167 240V239H166ZM169 240V239H168ZM171 240V239H170ZM173 240V239H172ZM196 240V239H195ZM194 240V241H195ZM217 240V239H216ZM220 240V239H219ZM230 240V239H229ZM248 239H247V241H249ZM52 241V240H51ZM193 241V243H195ZM236 241H240V240H236ZM249 241V242H250ZM8 241H5V243H7ZM17 242H18V240H17ZM69 242H71V241H69ZM165 242H167V241H165ZM232 242V241H231ZM252 242H253V240H252ZM13 243V242H12ZM46 243V242H45ZM54 243V242H53ZM68 243V242H67ZM87 243V244H86ZM169 243V242H168ZM173 243V242H172ZM196 243H197V241H196ZM209 243H211V241H209ZM237 243V242H236ZM245 243V242H244ZM11 244V243H10ZM91 244V243H90ZM89 244V246H91ZM97 244V243H96ZM170 244H171V242H170ZM186 244V243H185ZM184 244V245H185ZM198 244V243H197ZM196 244V245H197ZM200 244V243H199ZM230 244V243H229ZM233 244V243H232ZM231 244V245H232ZM250 244V243H249ZM20 245V244H19ZM46 245V244H45ZM51 245V244H50ZM54 245H56V243H54ZM161 245V244H160ZM164 245V244H163ZM166 245H168V244H166ZM183 245V244H182ZM182 245H181V247H182ZM192 245V244H191ZM170 246V245H169ZM176 246H177V244H176ZM186 246V245H185ZM185 246H183L182 248H183V251H185L186 250V248H185V250H184V247ZM229 246V245H228ZM45 247H47V246H45ZM51 247V246H50ZM54 247H58V246H54ZM82 247V246H81ZM166 247H168V246H166ZM180 247V246H179ZM227 247V246H226ZM229 247H232V246H229ZM236 247V246H235ZM8 248V247H7ZM93 248V247H92ZM91 248V249H92ZM177 248V247H176ZM188 248H189V246H188ZM199 248V247H198ZM233 248H234V246H233ZM56 249V248H55ZM58 249V248H57ZM77 249V248H76ZM179 249V248H178ZM228 249V248H227ZM54 250V249H53ZM68 250V249H67ZM94 250V249H93ZM92 250V251H93ZM161 250V249H160ZM166 251H167V249H165ZM176 250V249H175ZM179 250H181V249H179ZM179 250H177V251H179ZM204 250V249H203ZM225 250H226V248H225ZM230 250V249H229ZM234 250V249H233ZM74 251V250H73ZM85 251H87V249L85 250ZM188 251H190V250H188ZM224 251V250H223ZM222 251V252H223ZM52 252V251H51ZM57 252V251H56ZM66 252V251H65ZM89 252V251H88ZM87 252V253H88ZM161 252H162V250H161ZM173 252V251H172ZM192 252H194V251H192ZM202 252V251H201ZM201 252H199V253H201ZM226 252V251H225ZM78 253V252H77ZM107 253V252H106ZM188 253V252H187ZM195 253H196V251H195ZM218 253V252H217ZM216 253V254H217ZM220 253V252H219ZM227 253V252H226ZM55 254V253H54ZM60 254V253H59ZM62 254V253H61ZM103 254H105V253H103ZM177 254V253H176ZM216 254H214V255H216ZM225 254V253H224ZM51 255H52V253H51ZM64 255H65V253H64ZM73 255V254H72ZM81 255V254H80ZM102 255V254H101ZM184 255H186V253H184ZM196 255H198V254H196ZM196 255H194V256H196ZM217 255H219V254H217ZM220 255H223V254H220ZM226 255V254H225ZM79 256V255H78ZM175 256V255H174ZM187 256H189V255H187ZM191 256V255H190ZM55 257V256H54ZM73 257V256H72ZM219 257V256H218ZM218 257H216V258H218ZM222 257V256H221ZM182 258V257H181ZM196 258V257H195ZM200 258V257H199ZM226 258V257H225ZM104 259V258H103ZM187 259V258H186ZM198 259V258H197ZM196 259V260H197ZM53 260V259H52ZM174 260V259H173ZM188 260H190V259H188ZM214 259H212V261H213ZM102 261H104V260H102ZM211 261V260H210ZM215 261H216V259H215ZM219 261V260H218ZM220 261H223V260H220ZM83 262V261H82ZM193 262V261H192ZM64 263H65V261H64ZM85 263V262H84ZM106 263V262H105ZM191 263V262H190ZM198 263V262H197ZM62 264V263H61ZM80 264H81V262H80ZM195 264V263H194ZM218 264H221V263H218Z\"/></svg>", "mask_w": 264, "mask_h": 264}, {"label": "snow or ice", "instance_id": "3", "mask_svg": "<svg viewBox=\"0 0 264 264\" xmlns=\"http://www.w3.org/2000/svg\"><path fill=\"white\" fill-rule=\"evenodd\" d=\"M0 264H5V261L4 260H0Z\"/></svg>", "mask_w": 264, "mask_h": 264}]
</instances>
